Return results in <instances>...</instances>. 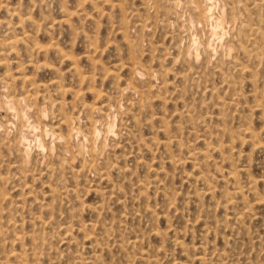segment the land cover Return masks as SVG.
<instances>
[{"label":"rangeland","instance_id":"374dc122","mask_svg":"<svg viewBox=\"0 0 264 264\" xmlns=\"http://www.w3.org/2000/svg\"><path fill=\"white\" fill-rule=\"evenodd\" d=\"M2 1L3 0H0V7H1L0 8V20H2V22L0 21V30L2 31V32L0 31V37L2 38V39L0 38V42H1L0 43L1 45L0 46L2 47V48L0 47V51L2 52V50H3L4 52H2V53L0 52V58L3 57V55H5V56L7 55V56L6 57L4 56L5 58L3 57V58L0 59V61H2V63H3V59L5 60V63L4 64H1L2 66L0 65V75H1L0 76V82L1 81H3V82L4 81L5 82L8 81L9 84L10 83L15 84L14 85L15 86L14 88L17 89V87H18V89L15 90L16 93L14 92V88L13 87L11 88V91L14 92V95L16 94V96H18V93H20V92H18L19 90H22L24 88H26L25 90H31L32 89V87H31L32 85H28V87L25 85V87H24V84H22L20 82V80L18 79L19 77H17L18 74L20 73L19 76H22V75L30 76L32 80L34 78L33 81L35 83H38V82L41 83V85L39 83L36 84L37 86L35 85L36 86V88H35L36 90H35L34 95H35V98L37 99V101L35 100V102H36L35 103V107L36 108L39 107V109H41V110L43 109L44 110V111L42 110L43 111L42 114L44 116L45 122L48 120L46 122V124H48L49 126H56L57 123H58L57 121L61 120L60 118L58 119L57 117H62L63 118L64 116H68V117H70L72 119L73 125L80 127V129H82V130H83V128H84V130H86L88 128V124L87 123L89 121H92V118L94 116H96L95 117L96 119L93 118V122H94L95 125H97V127L99 129H101V133H100V135L98 137L99 139L95 140L93 142V145L87 142L89 144V146L91 145L90 147L88 146V144L86 142L82 141L80 138L79 139L78 138H72V141L70 140V143L72 142L71 145L69 143L70 149L72 151L69 150V152H73V150H74V152H73L74 153V156H73V153H71L70 154V157L68 155L69 154L68 151L61 152V147H60L61 146V142H59L57 140L54 141V139H52V138L50 139V137H47L48 139H46V137H41V139H40V137H39V139H40L39 141L40 142H43L42 144H45L44 145L45 148L42 147V146H40V148H39L38 144H36L37 141L34 140L32 137H30L29 138V144H31L30 152H32V153H30V155H29V164H28V169H27V172H26L28 174L25 175V176H23V177L22 176L19 177L20 175H22L21 172H20V169H19V164H17V163H19V159H18V157L16 155V152H13L14 151V149L12 148V142L13 141L12 142L9 141V140H12L13 138L15 139V136H16L17 132L15 131L14 128H12V126H11L12 129L10 127H9L10 129H7L8 131H7V136L6 137H7L8 141H9V143H11L10 144L11 147H9V143H8L7 146L6 145H0V146H2V147H0V150H1L0 151V154H1L0 158H2L1 160H3V161L0 160L1 161V163H0V181L1 182L0 183L4 182V183L0 184V187L2 188V189H0V193L4 192L6 194V192H7V194H6L7 198H5L4 200L3 199L0 200V202L3 201V203H0V211H1L0 212V215H1L0 216L1 217L0 220L2 219L1 221L2 222L3 221L5 222V223L4 222L2 223V225L4 224L2 226V229L4 230V228H5L4 226H6V228H7V231H6V228H5V230L3 231L4 233L2 234V237H4V236L5 237L2 239V237L0 236V239L2 240V241L0 240V246H2V247H0V248H2V251H0V263H2L5 260H7L6 258H4V256L6 257L7 254H9V252H11L10 249H12L13 252L16 251V253L17 252L20 253V249L23 248L21 252H23V255H26V256L28 255L27 257L24 256V257H26L25 259H26V262L28 264H41V263L42 264H48L51 261H52L51 264H55V262L57 261L56 259H58V258L59 259L56 262L58 264H79V261H81V264H94L95 262H96L95 264H100V263H102V264H123L124 263L125 264L126 262H127L126 264H128V263L129 264H182L183 262H184V264H203V261H204V263L206 262L205 264H264V202H263L264 201V192H263L264 191V186H262V185H264L263 182H262V181H264V178H263L264 176L262 175V172L264 174V169H263V167H264L263 166L264 165V147H261V144H262V146L264 144V143H262V142H264V129H263L264 128V122H263V120H264V113L262 114V112H264V111H262V110H264V108H261L264 105V87H263V85H264V75H263L264 72H262L263 69H264V59H263L264 58V53H263V51H264V46H263L264 45V40L263 39L261 40L260 37H259L260 35H258V34H254V36H253L252 35V31L249 30V28L252 27V26H253L252 28H257V25L259 23H261V24H259L258 26H261L260 28H262V30H264V25L262 24L264 22L261 21V20L264 21V19H263V17H264V9H262V8H264V5H262V3L264 2V0H254L256 2H254L253 0H229V1L224 0L226 4L223 3L224 2L223 0H213V7L211 9L212 12L210 11L212 13V17H216L218 15V13L221 11L222 7L225 10V14H226L225 17L227 19L226 20L227 22H226V24H224V27L222 26L220 29L219 28H216V27H213L214 26V19L213 18H211L210 20L207 19L206 21H199L201 23H199L198 20L195 21V19L197 18V16L195 15V11H194L195 8L194 7H195V5H197L196 4L197 2L198 3H203V1H201V0H191V1L190 0H186V1L185 0H179L180 1L179 4H181L182 6L180 5V6L177 7V9H176V11L178 13L177 16L171 15L169 13L170 12V9L169 8L167 9L169 11L164 10V8H167V5L166 4H167V1L168 0L165 2V5L164 6H163L164 3H162V2H164L165 0H160V2H158L159 0H123V1L122 0H118V3H117V0H91V2L89 0L88 1L87 0L86 1L85 0H83V1L82 0H80V1L79 0H64V2H63V0L62 1L61 0H59V1L58 0H30V1L29 0H6V1L4 0L3 2ZM74 1L77 4H73V3H75ZM105 1H107V2H105ZM109 1L110 2L112 1L111 2L112 5H111V3H109ZM1 2H2V4H1ZM28 2H30V3H28ZM82 2L85 3V4H83ZM101 2H103V3H101ZM145 2H147V3L149 2L151 4L148 3L147 4L148 6H147V5H145ZM218 2H220V3L218 4ZM231 2H234V3H232V6H231ZM227 3L230 6L227 5ZM256 3L257 4L259 3L258 6H257ZM23 4H24V7H23ZM222 4H224V6ZM8 5L11 6V7H9ZM13 5L14 6L15 5L16 6L18 5V8L16 6L14 7ZM73 5H74V7H73ZM77 5H78V7L80 9L77 7ZM92 5L94 6V8H93ZM96 5H97V8L95 9ZM109 5H110V7H109ZM159 5H161L163 8H161V6H159ZM251 5H253V7ZM37 6H39V7H37ZM82 6H84V7H82ZM124 6H126V7H124ZM235 6H237V8H235ZM6 7L8 9L9 8L10 9L8 10V9H6ZM19 7L21 8L20 11H22V12H20L19 10H17V9H19ZM58 7L60 9H58ZM85 7H86V9H85ZM156 7H158V8L156 9ZM224 7L225 8H229V9L226 10ZM230 7H231V9H230ZM248 7L253 8V11L254 10L255 11L254 12L251 11L252 9L251 8L248 9ZM15 8H16V10H14ZM39 8H40L41 11L39 10ZM44 8L45 9L48 8V9L47 10H44ZM69 8H71V10ZM119 8L120 9L122 8V9L120 10ZM159 8H160V10L158 11ZM240 8H242L243 10H241ZM257 8L258 9L260 8L261 11L257 10ZM93 9H95V10H93ZM59 10H60V12H59ZM83 10H84V12H83ZM103 10H104V12H103ZM127 10H128V12H127ZM161 10H163V11H161ZM190 10H191V12H190ZM229 10H231V11L233 10V12H231ZM244 10L248 11V12H246L247 14H245V11ZM7 11L8 12L10 11L11 15ZM15 11H17L19 15ZM66 11H68V12H66ZM71 11H72V13L75 11L76 14L75 13H73V14L70 13ZM86 11H87V13L85 15H87V17H88V15L90 14L92 17H90V15H89L90 18L89 17L87 18L86 16H84V13ZM105 11H107V12H105ZM111 11H112V13H111ZM118 11H120V12H118ZM81 12H83V13H81ZM100 12H101V14L98 15V13H100ZM126 12L128 14L130 13L131 16H129L128 14H126ZM156 12H158L159 15L157 14V16H156ZM184 12H186L188 14H184ZM242 12H244V13H242ZM257 12H259V14ZM12 13H16V15H14ZM40 13L43 16V18H42L41 15L39 16ZM102 13H103V15H102ZM106 13L107 14L109 13V15H108L109 17L106 15ZM152 13H155V14L153 15ZM180 13L183 14V15H180ZM248 13L250 15L252 14V16H250L251 18L254 17V16H256L257 14L259 15L257 17H259V18H257V17L254 18V19L252 18L251 20H252L253 23L252 22H249L251 20H248L249 19L247 17L248 16ZM253 13L256 14V15H254ZM124 14H126V15H124ZM142 14L144 16H142ZM230 14L236 15V17L234 16L233 19H230L232 21L229 20L230 21L229 22L228 21V18L231 16ZM68 15H70L71 17L70 16L68 17ZM145 15L146 16L148 15L147 16V19L148 18H150V19L145 20L144 19V17L146 18ZM160 15H162V16H160ZM167 15H168V17L170 15V17L169 18H166ZM186 15H187V17H186ZM191 15H193L195 17L194 20H193V16H191ZM245 15H246V18L247 19L245 18ZM25 16L28 17L27 20H26V22L24 20L22 21L23 18L26 19ZM82 16H84V17H82ZM106 16H107V19H106ZM137 16H139L140 18L137 17ZM163 16L166 18V20L169 19V22L170 23L169 22H165L163 20L165 18H162ZM178 16H181L183 18L178 17ZM237 16L240 17V18H238ZM29 17H33L32 18L33 21ZM39 17H41V20H38ZM44 17L45 18L47 17V21H45V22L43 21V20H45ZM189 17H191L190 19H192L194 21L193 22L194 24L192 22H190ZM260 17H261V19H260ZM1 18H3V19H1ZM62 18H65L66 20L65 19H62ZM71 18H72V20H71ZM79 18H81V19H79ZM108 18H109V21H108ZM117 18L120 19V20L118 21ZM244 18L247 20V22H246V20H244ZM52 19L54 21L51 23L50 21H52ZM59 19L60 20L62 19L61 21L62 22L64 21V22L63 23L61 21L59 22ZM238 19L243 20V21H241V20L240 21L242 23H244L246 26H247V24L250 25L249 28L243 29L244 32L241 31L242 28H241V24L239 23V20ZM255 19H257V20L259 19L258 21L256 20L257 21L256 23H258L259 21L260 22L258 24H256L255 23ZM35 20H37V21H35ZM57 20H58L59 23L57 22ZM70 20H71L72 23L70 22ZM144 20L147 21V22H145ZM9 21H10V24L12 26L11 28H10V24H8ZM28 21L31 24L27 23ZM136 21H138V22H136ZM142 21L146 25H143V22ZM150 21L152 22V24H150ZM176 21H178L179 23L175 24L176 26H173L174 25L173 23H176ZM184 21H186L185 22L186 25L183 24ZM236 21H237V24L235 23ZM6 22H8V23H6ZM12 22H14L13 25H12ZM17 22L21 23L23 25L21 27H23L24 29L19 26V23H18V26H17ZM95 22H96V24H95ZM120 22L122 24H120ZM139 22H140V24H139ZM171 22H173V23H171ZM15 23H16L15 26H17L18 28H15L14 27V24ZM57 23H58V26L60 24L62 26L60 25L58 27L57 26ZM228 23L229 24L231 23V24L229 25ZM250 23H252V24H250ZM26 24H28V25H26ZM118 24H120V25H118ZM156 24H158V26H156ZM167 24H168V26H165L166 30L164 31V25H167ZM179 24L181 25V27H180ZM201 24H202V26H201ZM32 25H33V27H32ZM39 25L42 26V27L40 28ZM51 25H52V28H51ZM68 25L70 26L71 29L68 28ZM72 25H73V27H72ZM75 25H76V27H75ZM78 25H79V27H78ZM122 25H124V26H122ZM126 25H127L128 28L126 27ZM142 25L144 26L143 28H145V29L141 28ZM152 25H153V27H152ZM183 25H185V26H183ZM2 26L3 27L5 26L4 27L5 29L7 28L6 30H4L6 32V33L4 32L6 35H4V33H3V29L4 28ZM145 26L148 27V28H146ZM197 26H199V27H197ZM234 26L236 28H234ZM1 27H2V29H1ZM30 27L32 29H30ZM34 27H36V28H34ZM98 27L100 28V30L98 29ZM14 28H15V30H14ZM43 28L46 29L45 31H47V34H46L45 31H43L44 30ZM74 28L79 29V30H82L83 35H81L79 33L81 31L78 30V34L80 36L77 34L78 37H75V36H77V35H75L77 33V31ZM117 28L118 29H121V31H119ZM125 28H126V30H124ZM179 28H183V29H179ZM21 29H23V30H21ZM96 29H97V32H96ZM116 29H117V31H115ZM134 29H137V30L133 31ZM191 29L194 31V33L191 32ZM7 30H8V32L10 30V32L8 33ZM29 30H31V31H29ZM67 30L69 32H71L72 34H70ZM74 30H75V32H74ZM129 30H130V32H128ZM170 30L172 31V33H170L171 32ZM180 30H183V32L180 31ZM205 30H207V31H205ZM236 30L239 31V32H242L241 35L243 33H245V34L242 35V36H244L243 38H244L245 42L243 40H239V39H243V38H242V36H239L238 35L239 32L236 33L237 32ZM12 31H13V34H11ZM21 31H23V32L20 33ZM131 31H132L133 34H135V32L138 31L137 32V35L140 34L138 36L139 38L137 36L133 35L131 33ZM223 31H225V32H223ZM228 31H230V32H228ZM28 32L30 34H28ZM177 32L178 33L181 32V33L178 34ZM219 32L222 33V34H220ZM84 33L86 35H88V36H86ZM121 33H122V36L120 35ZM141 33H143L145 36L143 34H141ZM227 33H229V34H227ZM233 33H235V35ZM246 33H250V34L247 35ZM16 34L19 35V36H17ZM125 34H128V35L125 36ZM189 34L191 35V37H190ZM29 35H31V37ZM177 35H180V36H177ZM5 36L6 37L8 36V37L5 38ZM11 36L12 37L15 36V38H16V39H14V41H12L13 44L10 42L11 40H13V38ZM21 36L23 37L22 39H21ZM26 36H29L31 39L28 38V37H26ZM84 36H85V39L88 40V41L94 40V41H91V42H93V44L91 43V45H90V42L85 41V39H83ZM123 36H125V38H123ZM131 36H134V37H131ZM207 36H210V37L208 38ZM51 37L53 38V40H51ZM140 37L142 38L143 41L142 40H139ZM175 37H177V38H175ZM246 37H250V38H254V39L253 40L251 39L252 40L251 41L250 38L247 39ZM18 38L21 39V41ZM88 38L89 39L91 38V39L89 40ZM135 38H137V39H135ZM173 38H175V39H173ZM180 38H181L182 41L180 40ZM190 38L192 40H190ZM245 38L247 39L248 42L246 41ZM256 38L259 40V42L257 41ZM6 39H7V42H6ZM132 39L134 41L137 40L136 42H138V41H140V42H138V44H137ZM186 39H188V40H186ZM202 39L205 42L202 41ZM23 40H25V41H23ZM27 40H29L28 43L26 42ZM123 40H125V42ZM177 40H180V41H177ZM189 40H190V42H189ZM193 40H197V41H193ZM82 41H84V42H82ZM108 41H110V42H108ZM172 41H174V42H172ZM175 41H177V42H175ZM226 41H227V44H226ZM237 41L239 42V44H238ZM241 41H243V42H241ZM9 42L11 43L12 46L10 45ZM17 42H19V43H17ZM24 42H25L24 47H22L23 44H21V43H24ZM53 42L54 43L56 42L58 44L56 46L61 51H59L56 48H55L56 49L55 50L53 48V46L56 44V43L53 44ZM132 42L134 44H131ZM148 42H150V43L148 44ZM181 42H183V44ZM199 42H200V44H199ZM31 43H34V45L31 44ZM35 43H36V45H37V43H40L39 44L40 46L43 44V47H45V45H46L45 50H44V48L42 46H41L42 48L41 47L39 48V45L38 46H35ZM46 43H48V44H46ZM49 43L51 45H49ZM163 43H165V44H163ZM175 43H176L177 46L175 45ZM186 43H188V44L191 43V55H190V57H188L186 55V51H184V50H187L188 44H186ZM195 43H196V45H195ZM203 43H208L209 44V47L211 49L210 50L211 51L210 52L211 55H209L208 53H206V55H208V57L206 56V58H205L206 61H204V58H203V57H205V53L202 52V49H201V46H203ZM230 43L234 44L235 46L234 45L232 46ZM242 43H245V44H242ZM248 43H249V45H248ZM253 43L255 45H253ZM27 44H28V46H27ZM156 44L157 45L160 44L159 45L160 47H158V46L153 47ZM184 44H185L186 47L184 46ZM224 44L227 45V46L224 47ZM240 44H241V46H244L245 48L244 47L243 48H240L241 46L238 47V45H240ZM13 45H14V48H16V49L13 48ZM16 45H17V47H16ZM25 45L27 46V50L29 52H27ZM29 45H30V47H29ZM47 45H48V47H47ZM84 45L85 46L87 45L86 48H85ZM171 45H173V47ZM174 45H175L176 48H174ZM56 46H54V47H56ZM94 46H95V49H94ZM133 46H136L137 48L140 47V48H138V51H137V48L136 47H133ZM165 46H166V48H163ZM255 46H256V48H255ZM259 46H260L261 49L263 48L262 49L263 51L262 50H258V49H260ZM7 47L10 50H11V48H13L12 50L13 51L15 50L13 52L14 54L12 53V50L10 51ZM33 47L35 48L34 52H33ZM50 47L52 48V51L54 50V53H51L52 51H51V48ZM183 47L186 48V49H184ZM250 47H253L254 49L252 50ZM69 48L71 50V52H70V50L68 51L71 54V56L69 55L70 58H69L68 55H66L67 50ZM84 48L87 51H85ZM152 48L153 49L155 48V49L152 50ZM194 48H197V50H195ZM246 48H248V49L251 50L250 51V50L247 49L249 51V54H247V52H245V51H247ZM38 49H40V50H38ZM72 49H73V51H72ZM127 49H129V50H127ZM134 49H136L135 50L136 52L134 51ZM166 49L169 50V53H167L168 51H166ZM180 49H182L181 52H180ZM232 49L235 50V52ZM239 49H242V51H244V52L240 51ZM255 49H257L258 51L255 50ZM8 50L10 52H8ZM22 50H24L25 52L22 51ZM62 50H64V51H62ZM89 50H91V51H89ZM92 50H94V51H92ZM100 50L102 52H100ZM140 50H143L144 52H141ZM160 50L161 51L164 50V51L161 52ZM194 50L197 51V52L199 51L196 58H195ZM213 50H214V52L215 51L217 52V50H218L219 51L218 54L216 52L214 53ZM56 51H58L59 54ZM117 51L119 53H117ZM152 51H153V53H152ZM220 51H222V53H220ZM224 51H226V53ZM252 51H254L255 54ZM260 51H261L262 54L261 53L260 54L257 53V52H260ZM32 52H33V54H32ZM44 52H45V54H43ZM55 52L57 53V55H54ZM85 52H88L92 56H89V54H87ZM92 52H94V53H92ZM120 52L123 55H121ZM177 52H180V53H177ZM7 53L11 55V58H10V56ZM27 53H29V56H28ZM62 53H65V54H62ZM82 53L83 54L85 53L90 59L86 58L87 57L86 55H83L84 56L83 57L82 56ZM97 53H99V54H97ZM116 53L118 55H120V58H119V56ZM127 53H129V54H127ZM132 53H133V56H132ZM181 53L183 54L184 57L182 56ZM95 54H97V55H95ZM166 54L167 55H170V56L172 54H174V55H172V58H176V59H172L173 60L172 61L171 60V57L165 56ZM175 54H177L178 56L176 55V57H175ZM230 54L232 56L229 57ZM233 54H236L235 55L236 57H234ZM256 54L258 55V57H256V59L259 60V56L262 57V58L260 57V60L263 59V61H261L262 63L261 62H258V60H256V59H255L256 61L254 59H253V61L251 60L252 58H255V55ZM17 55H19V56H17ZM30 55L32 57H30ZM41 55H44L45 58L43 56L41 57ZM61 55L63 57L64 56H67L68 59H69V61L66 59L67 57L66 58L64 57L65 58L64 59ZM140 55H142V56H140ZM241 55H243V57H248V56L251 57V55H252L251 59H248V58L245 59V61L247 60L246 62H249V63L244 62L245 64L243 63L241 65L240 63H242V61H244V58H242ZM33 56H36V57L39 56V57L38 58H36V57L34 58ZM54 56H56L58 59L60 58L61 60H57V59L55 60L56 57H54ZM78 56H79L80 59L78 58ZM153 56H156V57L154 58ZM163 56H165L166 58L163 57ZM192 56H193V58H192ZM238 56H241V57L239 58ZM14 57H15V59H14ZM22 57H25V58L22 59V62L23 63L20 62V60H21ZM71 57H73L74 61L77 58V61H75V62H78L79 64L78 63H74V61H72L73 59ZM141 57H142V59H141ZM181 57H183L184 59L181 58ZM213 57H215V58H213ZM231 57L234 58V59H232ZM16 58H17V61H16ZM26 58L27 59L30 58V59L27 60ZM31 58H32V60H31ZM157 58L159 59V61H156V60H158ZM207 58H209V59H207ZM12 59H13V61H11ZM48 59L50 60V62H49ZM94 59H96V62H95ZM150 59H152L153 61H151ZM215 59H216V61H215ZM14 60L16 62H18V63H15ZM62 60H64V61H62ZM89 60H91V61H89ZM139 60L142 61V64L143 65L141 64V62ZM180 60L182 62L184 61V63L185 64L187 63V64L184 66V63H183V65H182L180 63L181 62ZM209 60H211L212 62L209 61ZM224 60L226 62L225 65H224ZM231 60H233V61H231ZM234 60H235V62H234ZM29 61H30V64L31 65L28 64ZM59 61H61V64H60ZM133 61L139 62L138 64L141 67L144 66L142 68H145V70L153 73V76L150 79H147V77L145 79V76H143L144 78L143 77L141 78L143 81L144 80L146 81L144 83H143V81L141 79H136L138 82L139 81H140V83L142 82L141 84H143V85L146 84V85H144L146 88H144L143 85H141L143 87H140V85H139L140 83L136 82L135 77L131 73V71L133 70ZM207 61H208V63H207ZM36 62H38V63H36ZM51 62H52V64H51ZM91 62H92V64H91ZM160 62H162L163 64L160 63ZM188 62H189V64L191 63L192 65L191 64L190 65L193 67L192 68L190 66V70H192V69L193 70L194 69H199V70H196L197 71L196 73L199 74V76L197 74H195V71L194 72H193V70L192 71H189V68H186V66L189 65ZM203 62H204V64H203ZM214 62H218L216 64H218L217 66H219V67H216ZM238 62H239V65L237 64ZM6 63H7V65H6ZM20 63H21V65H20ZM33 63L35 64V66L37 64H40L39 67H38L40 70H37L38 68L37 69L36 68H33V66H34ZM57 63H59V64H57ZM71 63L74 64V67L76 66V68H77V70L79 72L81 70V72H80L81 74L78 71H75L74 74H73L74 75V77H73L72 72L74 71V69H73L74 67H71L72 66ZM116 63H118V65ZM145 63H147L148 66ZM151 63H153V64H151ZM15 64H17V66ZM47 64H50V65L48 66ZM54 64H55V66H54ZM75 64H77L78 67ZM121 64L124 65V66H122ZM130 64L132 65V68H130V70L132 69L131 71L128 70L129 67H130ZM229 64L231 65V67H230ZM234 64H237V65H234ZM248 64H250V65H248ZM259 64H261V65H259ZM43 65H44V68H43ZM46 65H47V67H46ZM51 65L54 66V67L57 66V68L59 69V72H58V69H56V68H55L56 70H54V67H52ZM60 65H62V66H60ZM69 65H70V67H68ZM112 65H113V67H114V65H116V69H115V67L113 68ZM203 65H206V66H203ZM210 65H212V66H210ZM226 65H227L228 68L230 67L231 69L230 68H229V70L226 69L228 71L223 70L224 72H221V73H218L217 72L219 69H221L223 67L225 68ZM150 66L152 68H150ZM158 66H159V68L157 69L158 70V75H160L161 77L156 75L157 74L156 73L157 71H155V72L153 71V70H156V67H158ZM182 66H184V67L181 68ZM241 66H243V67L244 66H247V67H245L247 70L241 69V68H243ZM255 66H256V68H255ZM127 67H128V69H127ZM187 67H189V66H187ZM233 67H235V69ZM238 67H240V68H238ZM52 68H53L54 71L52 70V72H51V70H49V69H52ZM67 68L69 70H67ZM70 68L73 69V70H71ZM166 68L168 70L170 69L171 71L169 70V72H166V71H168V70H166ZM185 68L188 69V70H186ZM214 68H216V69H214ZM248 68H250V69H248ZM159 69H160L161 72L159 71ZM180 69H183V70H180ZM184 69H185L186 72L184 71ZM233 69L236 70V73L237 74L235 72H233ZM238 69H241V70H238ZM32 70H35V71L33 72ZM108 70H110L109 71L110 73L108 72ZM210 70H212V71H210ZM215 70H217V71H215ZM249 70L251 72L248 73ZM255 70H256V73H257L258 76H255V74H256V73H254ZM83 71L88 72V73H86L84 75L85 72H83ZM111 71H113V72L111 73ZM177 71H179V73ZM36 72H38V73H36ZM53 72H54L55 75L54 76H51V75H53ZM76 72H77V74H80V75L79 76L78 75H75ZM159 72L161 74H159ZM182 72L185 73V74H183ZM190 72H191V74H190ZM2 73L4 75H2ZM6 73L9 74V75L8 76H5V75H7ZM58 73H60V76H63V78L60 77V76H57L56 74H58ZM89 73H90L89 76L91 78L88 77V75H87ZM166 73L168 74V76H167ZM193 73H194L195 77H197V78L194 77ZM222 73H224V74L222 75ZM230 73L233 76L230 75ZM238 73H240V75ZM189 74L192 75V76H188ZM247 74H249V75H247ZM14 75H16V76H14ZM82 75H84V79H83V76ZM164 75H166V76H164ZM228 75L231 76V77H233V78H230ZM238 75H239V77H238ZM262 75H263V77H262ZM80 76L82 77V80H79V78H81ZM186 76H187V78H186V80H184V78ZM221 76H223V77H221ZM242 76H244V79L245 80H241V77ZM1 77L2 78H5V80L4 79L2 80ZM6 77H7V80H6ZM12 77L13 78H16L17 77L16 79L19 80V81H16V79H15V83H14L12 80H9ZM115 77H117L119 80H117V78H115ZM133 77H134V79H132ZM166 77H168V78L166 79ZM178 77H180V78H178ZM188 77H191V78L188 79ZM225 77H226V79H225ZM261 77L263 78L262 80H261ZM92 78H93V80H92ZM155 78H156V80H155ZM60 79H61V81H60V83H58L57 81H59ZM76 79H78L79 81L78 80L76 81ZM258 79H260V82H259ZM51 80H52V82H51ZM55 80H56V82H55ZM84 80H85V82H84ZM133 80H134V82L136 84L133 82ZM148 80H149L150 83H153V84H150L149 82H147ZM160 80H164L165 83L167 84L166 86H170V87H166L165 90H167V91H165L164 89H160L159 88L161 86L160 84L162 82H164V81L161 82ZM188 80H190V81H188ZM192 80H194V81H192ZM224 80H226V81H224ZM80 81H81V83H80ZM124 81H126V82H124ZM158 81H159V83H158L159 85L156 84ZM243 81H245V83ZM247 81H249V83ZM49 82H51V83H49ZM78 82H79V85L77 84ZM127 82L128 83L130 82V83L128 84ZM225 82H229V83L228 84H225ZM124 83H127V84H124ZM254 83H256V84H254ZM50 84H51V86H50ZM55 84H57V86ZM119 84H120V87H119ZM123 84H124V86H126V88L123 86ZM137 84H138V86H137ZM168 84H170V85H168ZM232 84L234 85L233 88H236V89H234V90L233 89H230V88H232L231 87ZM21 85H23V86L21 87ZM88 85H89V87H88ZM130 85L133 86V87H136L135 88V90H136L135 92L132 91L129 88ZM153 85L155 87L157 85L158 88L157 87L156 88L159 89V90L153 89V87H154ZM251 85L253 87H251ZM255 85L257 87H255ZM54 86H55L56 89L54 88ZM58 86H60V87H58ZM122 86L124 88H122ZM148 87H150V90H147ZM210 87L211 88L214 87L215 89H210L209 91H207ZM217 87H219V88H217ZM227 87H229V88H227ZM44 88H46V90ZM63 88H65L66 90L63 89ZM114 88H116L117 91L118 90L121 91V93L119 94V92L115 91ZM142 88L143 89H146V92H144L145 90L143 91ZM204 88L205 89L207 88V90L205 91ZM256 88H259V89L255 90ZM41 89H44L45 92L46 91H49V92L45 93ZM53 89H55L56 91L53 90ZM60 89H61V92H63V94L60 93V91H59ZM238 89L241 90V91H239ZM140 90H141V93H140ZM151 90H153V91H151ZM213 90H215V91H213ZM36 91H38V92H36ZM127 91H130L129 92V95L126 94V93H128ZM194 91H196V92H194ZM230 91H232V92L230 93ZM234 91L236 93H234ZM255 91H256V93H255ZM22 92H23V90L21 91V93ZM39 92L42 95L44 94L43 97H42V95ZM157 92H159V93L161 92V94H162V92H164V94H162V95L160 94V97H163L162 100H160L159 93H157ZM239 92H242L243 94L241 93L242 94V97H239V96H238L239 98L237 97L238 100H239L238 101L237 98L235 97V95H240L241 96V94ZM259 92H260V96L259 95H256ZM53 93H56V94H53ZM94 93H97L98 95H96ZM136 93H137V95H136ZM138 93L140 95H138ZM147 93H148V95H147ZM250 93H252V94H250ZM46 94H48L49 97ZM122 94H124V96ZM248 94H250V95H248ZM38 95H40L41 97L38 96ZM116 95H117V98L115 97ZM177 95H178V97H177ZM210 95H212V96H210ZM244 96H246V98ZM251 96L254 97V99L257 96L256 97L257 99L254 100ZM107 97H108V100H107ZM118 97H119V100H118ZM149 97H152V99H150ZM43 98H45V100ZM219 98H221L220 99L221 102H219ZM230 98H231L232 101H229ZM47 99L49 100V102L47 101ZM140 99H142V100H140ZM234 99H236V100H234ZM244 99H245V103L246 104L244 103ZM246 99H248V100L246 101ZM147 100L150 101L149 104L151 103V106H149V108L147 107L148 106V103H147L148 101ZM201 100H202V102H201ZM217 100H218V102H217ZM222 100H224V101H222ZM59 101H61V102L63 101L64 106H63V103L61 104V102H59ZM113 101H115V103ZM212 101L217 106H212V104H211ZM234 101L237 104H235ZM254 101H256V105H254L255 104ZM40 102H42V104ZM47 102H48V104H47ZM55 102H58L57 103L58 105ZM136 102H137V104L134 105V103H136ZM231 102H233L234 104L233 103L231 104ZM248 102L251 103V104H249ZM54 103H55V105H54ZM105 103H108V104H111L112 105V107H111L112 109L111 110L114 112L113 113V119H112L113 120V130H114V132H109V133L104 132L102 130L103 129L102 124H101L102 122L99 120L100 114H97L98 112L97 113L94 112V111L92 112V111H90L88 109L89 106H92V104H95L96 107H100V106H102ZM130 103H131V107L129 106ZM139 103H141V105ZM214 103H213V105H215ZM218 103H219V105H218ZM239 103H240V105H239ZM259 103L262 104V106ZM59 104H61L62 107H64V108L62 109V107ZM82 104H84V106L86 105V107L87 106L88 107L87 108L86 107L84 108V106H82ZM116 104L118 105V107H117ZM143 104H145V105H143ZM200 104H201V106H200ZM222 104H223V106H222ZM227 104H229V106H231V107H229ZM233 105H236L235 110H234V108H232V107H234ZM51 106H52V109H51ZM57 106H58V108H57ZM59 106L61 107V110H60V107ZM73 106H74V108H73L74 110L72 109ZM114 106H115V108L117 107L116 108L117 110L114 108ZM251 106H253V107L256 106V108L254 107V110L255 111H253L251 109ZM80 107H81L82 110L80 109ZM216 107L218 109H216ZM245 107H248V108H245ZM124 108L128 112L126 110H124ZM187 108H189V109H187ZM190 108H192V109H190ZM227 108L229 110H227ZM29 109L31 111L32 108H29ZM67 109H68V111H70V112L73 111V112L71 114H70V112L67 113L68 112ZM86 109H87V111H84ZM139 109H142V110L139 111ZM184 109L186 110V112L184 111ZM223 109L225 111H223ZM48 110H49L50 113L48 112ZM59 110L62 113H60ZM135 110L136 111H139V113H141L142 111L144 113L139 114ZM150 110H151V113H150ZM190 110H193L195 112L190 111ZM217 110H220L222 113H220ZM251 110L254 113L251 112ZM32 111H33V109H32ZM55 111H57L58 114H56L57 112H55ZM82 111H84L85 112V115L88 116L87 119L89 121L86 119L87 116H85L84 115V112L82 113ZM115 111L119 113V114L116 113V115H118L116 117H115ZM232 111H233V113H232ZM123 112L125 114H122ZM191 112H193V114H191ZM230 112H231V114H230ZM234 112H235V114H234ZM248 112H251L253 115L252 114H249ZM260 112H261L262 115L260 114ZM1 113L2 112L0 111V116H3L4 114H1ZM47 113H49L50 115H52V117L49 114H48L49 116H47L46 115ZM74 113L76 115L78 113V115L76 116V115H74ZM134 113H137L138 115L137 114H134ZM148 113H150L152 115H150ZM170 113L173 114V115H171ZM228 113L231 116L228 115ZM239 113H241V115H239V116L236 115V114H239ZM61 114H63V116H61ZM64 114H67V115H64ZM89 114L90 115L92 114V115L89 117ZM132 114H134V115H132ZM146 114H148V115H146ZM199 114L201 115V117L200 116H197L196 117V115H199ZM233 114H234V117H233ZM70 115H72L74 118H72ZM145 115H146V117H145ZM192 115L194 117H192ZM227 115L230 116V119H229V117ZM246 115H249L251 118H248L249 116L247 117ZM259 115H261V116H259ZM133 116H134V118H133ZM157 116L159 117L158 119H156ZM203 116H204V118H202ZM221 116H224V117H221ZM245 116H246V118H244ZM54 117H55V119H54ZM97 117H98V119H97ZM189 117L190 118L192 117V119H189ZM198 117L202 118L205 121L202 120L203 123H200L202 121H200L201 119L198 120ZM3 118L4 117H0V119H3ZM48 118L49 119L52 118V119H50L52 121V124H51V122H50V120ZM116 118L118 120H120L121 123ZM132 118L134 120H132ZM208 118H210L211 120L208 119ZM196 119L198 121H200V122H197ZM216 119H218V120H216ZM247 119H249V120L251 119V120L250 121L249 120L247 121ZM192 120L195 121L194 122L195 124L196 123L197 124L195 125L194 123H192L193 122ZM223 120H225V121H223ZM227 120H229V121H227ZM97 121H98V123H97ZM115 121L118 122L120 125H118V123H116ZM162 121L165 122V123H163ZM245 121H247V122H245ZM79 122H81V123L79 124ZM251 122H253V123H251ZM162 123H163V125H161ZM217 123L219 125H222L223 127L219 126ZM138 124H140V125H138ZM184 124L186 126H183ZM202 124H204V125H202ZM242 124H244V125H242ZM79 125H81V126H79ZM246 125L249 126L248 128L251 129V131H253V133L255 135V138H257V139L259 138L258 140L261 139V141H262V142L261 141H259V142L258 141L257 142H253V141H255V138H254V139H251V142H253L251 144L254 145V143H255V144H258L259 146L256 145L257 146L256 147L254 145L255 146V148H254V146L252 147L251 144H250V142H248L250 139L247 138V136L245 138H243L245 135H247V134H245V132L244 133L242 132L243 131L242 129H245V126ZM158 127H160V128L158 129ZM205 127H207V128H205ZM215 127H217L216 130H215ZM219 127H221V128H219ZM227 127H231V128H228V131L234 130V131H236V133L235 132L226 133L227 132ZM240 127H242V129ZM1 128H2V126L0 127V131H2ZM224 128H225L226 131L225 130L221 131V129H224ZM177 129H179V130H177ZM196 129H198V130L196 131ZM205 129H207V130H205ZM209 129H211V131H209ZM61 130L59 131V133L64 131L63 129H61ZM167 130H169V131H167ZM159 131H162V132H159ZM207 131H209V133ZM220 131H221V133H220ZM240 131L242 132L241 134H240ZM14 132H15V134H13ZM200 132L203 133V134H201ZM237 132H239V133H237ZM205 133L209 134L210 136L207 135V134H205ZM211 133H213V134H211ZM216 133H217V136H216ZM196 134H198V135H196ZM227 134L229 136H231V137H229ZM12 135H14V136H12ZM213 135L217 139L213 138ZM242 135H244V136L242 137ZM200 136H202L204 138H201ZM151 137H153V138L151 139ZM165 137H167V139ZM172 137H174V138L173 139H170ZM207 137L209 138V140L211 139L210 142L213 141L212 144L209 142V140L206 139L205 140V145H204V143H203L204 141H202L201 139L204 140ZM218 137H221V138L218 139ZM138 138L139 139L140 138L143 139V140L140 139L142 141V143L139 142L140 140ZM226 138H228V139H226ZM229 138H230V140H229ZM232 138L233 139L235 138L236 140H238V142H236L235 139L233 141ZM44 140L48 144L46 142L44 143ZM100 140L103 141V143ZM162 140L166 144L165 143H162L161 142ZM166 140H168V141H166ZM170 140H173V141H170ZM198 140H200V141H198ZM216 140H219V141H216ZM96 142H97V144H96ZM177 142L180 145L176 144ZM221 142H224V143H221ZM231 142H233V143H231ZM240 142H241V144H239ZM160 143L163 144L164 148H165V145H166L167 146L166 147L167 149H164L163 146H162V144H160ZM167 143H169V144H167ZM220 143L223 144L224 146H226V148L223 147V145H221ZM230 143L233 144V146H231ZM259 143H261V144H259ZM85 144H87V146H85ZM227 144H228V147L231 146L232 150L231 149H228V150H231V151H227V153H226V150L228 148L227 147ZM76 145H78L77 148L75 147ZM98 145H100L99 149L97 148ZM192 145H194V146H192ZM207 145H209V146H214V145L215 146L216 145L219 146V145H221L222 146L221 148H223V149L215 150V151H212L211 150V151H208L207 152ZM239 145H241V146L239 147ZM4 146L6 147V149H5ZM191 146L193 148H191ZM198 146H199L200 149L197 148ZM3 147H4V149L2 150L1 148H3ZM7 147L9 148V150H8ZM87 147H88V149H87ZM203 147H204V150L207 152L208 157H210V158H204L202 155L199 156L201 154L200 152H202V150H203L201 148H203ZM29 148H30V146H29ZM75 148L76 149H79L80 148L82 150V154H80V155H79V153L77 154L78 150L75 151L76 150ZM90 148L92 149V151H91ZM100 148H101V150H100ZM190 148L192 150H194V151H192ZM32 149H33V151H32ZM45 149H47L48 152H46ZM234 149H235V152H234ZM241 149H242V151H241ZM36 150H39L38 153H37ZM86 150H87V152H86ZM88 150L90 151V154H89V151ZM93 150H94L95 154L97 152V155L94 156ZM97 150H99V152ZM168 150H170V151H168ZM198 150H199V154H198ZM250 150H252V151H250ZM240 151L243 154L239 153L240 156H238V153L237 152H240ZM7 152H9V153H7ZM43 152L46 155L43 154ZM58 152H59V154H58ZM60 152L62 154H60ZM172 152H173V154H172ZM209 152H210V154H209ZM225 153L228 156H229V154H231V156H230L231 159L227 155H224ZM244 153H245V155H244ZM246 153L247 154L248 153L250 154V155L248 154L250 156V158L248 157V159H246V157H245V156H247ZM39 154H40L41 157L38 156ZM56 154H57V156H55ZM87 154H89L90 156L89 155L87 156ZM6 155H8V156H6ZM47 155L49 156L48 158L46 157ZM190 155L193 156L192 159H190V157H189ZM4 156L5 157H8L9 161H7L8 160L7 158L3 159ZM58 156H60V157L58 158ZM75 156L77 158H79L78 156H80V158L77 159ZM102 156H104V157H102ZM89 157H91V158L93 157V158L91 159ZM95 157H97V158H95ZM178 157H179V159L177 160ZM187 157H189V158H187ZM201 157H203V158H201ZM211 157H213V158H211ZM225 157L227 159H225ZM232 157L234 159H232ZM235 157L236 158L238 157V159H236ZM35 158H36V160H35ZM45 158H47V159H45ZM53 158H56V159H53ZM60 158H62V159H60ZM172 158H174V159H172ZM196 158H200V160L199 159H196ZM48 159H51V160H48ZM58 159H59V161H57ZM76 159L79 160V161L82 159V161L79 162ZM89 159L90 160H93L92 161V164L90 162H88ZM168 159H170V161H168ZM201 159H203V160H201ZM46 160H47V162H46ZM83 160L85 162H83ZM171 160H174L175 161V164L173 163V161L171 162ZM236 160H237L238 163H235ZM68 161H69V163H68ZM189 161H192L193 164L191 162H189ZM201 161L205 162V164H203V162H201ZM214 161H216V162L218 161V162L215 163ZM45 162L48 164V166H47V164ZM96 162H97V164H96ZM169 162H171V164ZM176 162H178V163H176ZM209 162H211V164L213 166ZM219 162H223L224 164H220ZM9 163L12 166H10ZM11 163H13V164H11ZM77 163H78V166H77ZM80 163H85L86 165H87V163H89V165L84 168L83 167V164H82V167H81V164ZM179 163L181 165H179ZM198 163H202L206 167L205 166L203 167L202 165H198ZM66 164L67 165L69 164V166L67 167ZM85 164H84V166H85ZM95 164L97 165L95 167L96 169L93 168V170L91 171V168L94 167ZM196 164L198 166H201L204 169H201V167L199 168L198 166H196ZM229 164H231V165H229ZM232 164H234L235 166L232 165ZM52 165H53V167H52ZM175 165H177V166L175 167ZM214 165L215 166L217 165L216 167H220L221 170L224 169V170L227 171V169H228V172H229L230 169H231L230 171L234 170L233 172L236 173L238 177L235 176L236 174H234V177L232 178L231 176H229L227 174L228 172H226L224 170L222 172L219 168H216ZM33 166L35 167L34 170H33V168H34ZM36 166H37V168H36ZM40 166L42 167V170H41V167ZM71 166L72 167L74 166V169H72V168L70 169ZM242 166H243V170H242ZM29 167H30L31 170L29 169ZM49 167H50V170L51 171L49 170ZM58 167L61 168L62 170L61 169H57ZM62 167L65 168V171L63 170L64 168H62ZM89 167H91V168L88 170ZM98 167H100L101 170L103 169V172L102 173L101 172H98V170H97ZM212 167H215L217 169V171H215V168L212 169ZM78 168H79V170H78ZM100 168H99V171H101ZM238 168H240V169H238ZM245 168H247V170ZM75 169H76V172H75ZM84 169H85V171H84ZM209 169H211V170H209ZM52 170L54 172H52ZM72 170H74V171H72ZM86 170H88V171H86ZM196 170H198V171H196ZM207 170H209L210 172L209 171L207 172ZM212 170H214L215 172L214 171L211 172ZM66 171H67V173H66ZM77 171H78V173H77ZM94 171H96L98 175L95 174L96 172L94 173ZM192 171H193V173L195 175L192 173ZM241 171H244V172H241ZM245 171H248V172H245ZM32 172H33V174L31 175ZM40 172H43L44 174L43 173H40ZM51 172L53 173V175L51 174ZM55 172H56L57 175L55 174ZM62 172H63V175H62ZM71 172H72V174H74V172H75L76 175L78 174L77 175L78 182L75 181V180H77V177H75V175H71ZM60 173L62 175L61 178H60ZM81 173H83V175ZM100 173L103 174V176L101 175L99 177ZM199 173H201L200 174V175H202L201 177H204L205 176V179L202 180L201 178H199L200 176H197ZM207 173H209V174H207ZM210 173H212V174H210ZM216 173H218V174H216ZM221 173L223 175H226L227 174L226 175L227 177L226 176H222L221 177ZM246 173L249 175V178H250V176L252 177L251 180L254 179L253 181L256 180L255 182H258V183H255L254 182L252 184V186L255 188V189L253 188V190H255L253 192L257 196H259L262 200L261 199H256L258 197H256V195L253 192H251V190H249L247 188V187L250 186L249 182L251 180L249 181V180L245 179V178L248 177V175L245 176ZM39 174H41V176ZM213 174H215V175H213ZM239 174H241V175H239ZM5 175H6V177H5ZM49 175H50V177L52 176L51 179H50ZM191 175H193V176L191 177ZM212 175L215 176V178ZM30 176H31V178H30ZM69 176H70V178L71 177H75V178H72L73 181H72V179L68 178ZM194 176H195V178H194ZM1 177H2V179H1ZM17 177H19V178H17ZM196 177H198L199 180H197ZM207 177H208L209 180L210 179L211 180L208 181V179H206ZM219 177H220L221 180H218ZM255 177L258 178V179L260 178V179L258 180ZM6 178H7V180H6ZM21 178H24V179H21ZM59 178L61 179V181H60ZM212 178H214V179L212 180ZM235 178L236 179L238 178L237 183H238L239 186H242V191H244V192H242L243 193V196H241L242 199L239 196L240 194L239 195L238 194H235L236 196H233L234 195V192H235V184L233 186H231V185L234 183V179ZM262 178H263V180H262ZM30 179L33 180L34 182L33 181H30ZM53 179H55V180H53ZM64 179H66L65 180V183H64ZM194 179L196 181H194ZM215 179H217L216 180L217 182H215ZM236 179H235V181H236ZM18 180H20V182H18ZM24 180H25V183H24ZM243 180H244V182H243ZM206 181H207V183H209V184L206 185L207 187L204 184H202V183H206ZM245 181H246V183H248L247 185L245 184ZM16 182H18L19 184L16 183ZM31 182H33L34 184L31 183ZM58 182L59 183L62 182V184L64 183V185H61V183H60V186L61 187H64V188H62V190H60L61 187L59 186V183ZM76 182H77L78 185L76 184ZM212 182H215V183H212ZM226 182H227V184H226ZM229 182H230V184H229ZM241 182H243L244 186H243V184ZM26 183L28 184V187H26ZM43 183H46V184L44 185ZM49 183H51L52 185L49 184ZM54 183H56L55 185H57V183H58V185H57L58 187L57 188L54 185ZM74 183H75V185H74ZM211 183L214 184V185H212ZM21 184H22V186H21ZM30 184H32V185H30ZM67 184H69V185H67ZM210 184L213 186L212 187L213 190L211 189L213 193L211 192V190H209V191L206 190V189H209V186L211 187ZM255 184H257V185H255ZM29 185H30V188H29ZM202 185H203L204 188L202 187ZM12 186H15V187L18 186V187H16V189L18 188V190H14L15 188L12 187ZM53 186H55V187L53 188ZM75 186H76V188H75ZM194 186L197 187V188H195V191H193L194 190ZM3 187H5V189ZM11 187H12V189H11ZM216 187H217V189H216ZM19 188H21V189L19 190ZM24 188H25V190H24ZM31 188H33L34 190L31 189ZM48 188H50V190ZM72 188H73V190H72ZM225 188H227L226 189L227 190V193H225L226 192ZM243 188L245 190H243ZM261 188H262V190H261ZM27 189H30V191L32 190L31 191V195H30V191L27 190ZM56 189H58L60 192H58V190L56 191ZM95 189H97V190H95ZM1 190H3V191H1ZM70 190L71 191H74V192L73 193L72 192H69ZM198 190L199 191L201 190V192L203 194H204V192H206V191L207 192L204 195H200L202 193H200ZM8 191L9 192L12 191V192L9 193ZM167 191H170V192H167ZM219 191H221V192H219ZM258 191H259V193L257 194ZM261 191H262V193H261ZM61 192H63L64 194L61 193ZM192 192H194V193H192ZM198 192H199V195H196V194H198ZM209 192H210V194H207ZM69 193H70V195H68ZM74 193H75V195H74ZM18 194L20 196H22V195L23 196L22 197H18L19 196ZM54 194H56V195H54ZM101 194H102V196H101ZM8 195H9L10 198H8ZM98 195H100V196H98ZM27 196H29V197H27ZM44 196H46V197H44ZM73 196H75L77 199L75 197H73ZM196 196H198V197H196ZM228 196H231V197H228ZM16 197L18 199L16 200V202H14L15 199H16ZM35 197H37V198H35ZM42 197H44V198H42ZM234 197H236V198H234ZM34 198L36 200H33ZM8 199H10V200L9 201H6ZM22 199L25 202V203L23 202L24 204L22 203ZM39 199H41V201ZM78 199H80L79 201H81V204L79 203V201H77ZM226 199H231V200L233 199V201L235 200L237 202L234 204L233 201L232 202L230 201L231 204H229V203H227L229 200L226 202L225 201ZM257 200H258V203H257ZM259 200L262 201L261 204H260ZM37 201L38 202L40 201V202L38 203ZM42 201L44 203H46V202L47 203L44 204ZM252 201H253V203H252ZM8 202H10L11 206H10V204ZM60 202H61V204H60ZM96 202H98V203H96ZM243 202H249L250 203L249 207L247 208V206H248L249 203L247 204V203H243ZM4 203H7V204H4ZM49 203H50V206L47 207L49 205ZM100 203H101V205H99ZM13 204H15V206H14L15 208L19 204H20L19 206L20 207L22 206V207L21 208L18 207V208L15 209L13 207ZM28 204L29 205L30 204L31 205L33 204V205L32 206L30 205L29 207H27ZM88 204H91L92 206L89 205L90 206L89 207V206H87ZM244 204H246V205L244 206ZM4 205H6L8 208H9V206L12 207V209H14L13 212L14 211H16V212L13 213L10 210L11 208H9V211L6 210L8 208L6 206L4 207ZM85 205L88 208H90V209L86 208ZM24 206H25V208H24ZM43 206H44V208H43ZM94 206H95V209H96L97 212L92 211V209L94 208ZM39 207L40 208L42 207L41 210H39ZM57 207H58V209H57ZM245 207L247 208L248 212H247V210H246ZM26 208H28V209H26ZM50 208L53 209V210H51ZM241 208H243V210ZM17 209H19V210L17 211ZM22 209H23V211H22ZM45 209H46V211H45ZM76 209H77V211H76ZM38 210H39V212H38ZM49 210H51V211H49ZM69 210H71L72 213H69L70 212ZM24 211L25 212L27 211L26 213H28V211H30V213L26 214ZM6 212H8V213H6ZM36 212H38V213H36ZM79 212H80V214H78ZM237 212H238V214H237ZM239 212H241V213H239ZM4 213H6V214H4ZM68 213L70 214L71 217L69 216ZM100 213H101V215H100ZM2 214H4V215H2ZM9 214L12 215V216H10ZM20 214L21 215L22 214L23 215L26 214V216H23V219H22V218H20V217H22V216H20ZM50 214H51V216H50ZM95 214H96V217L97 218L95 217ZM236 214L238 216L240 214L239 218L237 217ZM6 215H7V217H6ZM27 215H29V216H27ZM30 215L31 216H34V220H33L32 217H30ZM80 215H81V218H80ZM97 215H99V218H98ZM48 216H50V217H48ZM235 216L238 219H236ZM2 217H6V218H2ZM12 217H14V218H12ZM25 217L28 220H26ZM37 217L39 218L38 221H37V219H38ZM253 217H255V218H253ZM8 218H9V220H12V221H10L11 224H8L6 222V221H8V220H6ZM75 218H79V219L76 220ZM15 219H16V221H15ZM19 219H21V220H19ZM35 219H36V221H35ZM82 219H84V220H82ZM23 220L25 221V223H24ZM91 220L96 221L95 222L96 223V226H95V223H93V221H91ZM98 220H99L100 223L101 222L103 223L104 227H103L102 224H99L98 223ZM22 221H23V223H21ZM70 221H71V223H70ZM82 221H83V224H85V227H82V225H83L82 224ZM88 221L90 222L89 225H88ZM29 222H30V225H32L31 223H33L32 226H34L35 229L32 226L28 225ZM78 222L80 224L77 225ZM64 223H66V224H64ZM34 224H36V226ZM48 224L51 225V226H48ZM70 224H71V229L68 228V227H70L69 226ZM12 225H13V228H12ZM62 225H63V227H62ZM98 225H100V226H98ZM101 225H102V228L103 229L107 226L105 228V230L101 229ZM15 226H16V228H15ZM64 226H66L67 228L64 227ZM88 226H89V228L91 226L92 229H89ZM21 227H23L24 230ZM41 227L42 228L44 227V228L42 229ZM76 227H77V229H76ZM78 227H79L80 230H78ZM29 228H30V230L28 231L27 229H29ZM36 228H37V230L39 229L38 230L39 232L38 231H36V232L34 231V230H36ZM45 228H47L48 230L45 229ZM84 228H85V230H84ZM17 229H19L20 231L17 230ZM21 229L24 232H22ZM49 229H51V230H49ZM67 229L68 230L70 229V230L68 231ZM8 230L11 231V233ZM25 230H26L27 233L29 232L28 234L31 235V237L30 236H27L28 235L27 233L25 234ZM41 230H43V232H45V233H43ZM65 230H67V231H65ZM83 230H84V232H82ZM87 230L88 231L90 230V231L88 232ZM97 230L98 231L100 230V232H97ZM91 231H93V232H91ZM106 231H107V234L108 235L106 234ZM8 232H9V235H8ZM18 232H21L19 234L24 233L26 237L23 234V238H25V239H22L21 243L20 242H15L14 243V241L11 238L13 237V234L14 233H18ZM87 232H88V234L90 236L89 239H88L87 236H85V234H87ZM111 232H112V234H111ZM36 233L37 234L39 233V234L38 235H35ZM33 236H35V238H32ZM37 236H39L40 239ZM135 236H137V237H135ZM162 236H163V239H162ZM27 237H28V239H26ZM73 237H74V239H73ZM93 237L96 238V239H98V240H96V242H98V243L91 242V240H93ZM6 238H7L8 242H7V240H5ZM175 238L178 241L180 240V242H178V245L176 244L177 240ZM36 239H37V241H36ZM45 239H47V241ZM72 239L74 240L73 241L74 243L76 241L75 244H73L71 242ZM84 239H86V240L83 242ZM125 239H127V240H125ZM135 239H136L135 243L133 245H131V247H129L130 246L128 244L129 240L131 242V240L134 241ZM28 240H31L32 242L31 241L28 242ZM22 242H24V244H26V246ZM105 242H106V244H104ZM2 243L5 246L4 248H3ZM68 243H70V244H68ZM100 243H102L101 245L104 246L103 247V250H102V247L100 246L101 247L100 249L102 251H100V249H99ZM181 243L184 244V245H181ZM14 244H16V245H14ZM21 244H22V247H21ZM34 244H38L39 246L38 245H35L36 246L35 247ZM48 244H49V246L51 244L53 247L52 246H50V247L48 246L50 249L47 248V245ZM78 244H79V246H78ZM30 245H31V248H30ZM76 245L78 247H81V248H78ZM123 245L126 246V247H124ZM179 245H181V246H179ZM8 246H10V248H8ZM32 246H34L33 248H35V254L36 255H33L34 249L32 248ZM95 246L97 248H94ZM105 246H106L107 249L105 248ZM51 247L53 249H51ZM89 247L90 248L93 247V250L95 249L94 250L95 253ZM40 248H41V250H39ZM43 248L45 250L44 252H43ZM76 248L78 250H76ZM124 248H126V250ZM5 249H7V252H6ZM36 249L39 250V251L37 252ZM53 250H55L54 252L56 254L57 253H60V256L61 257L58 256L59 254L56 255L53 252ZM24 251L27 252V254H25ZM65 251H67L66 252V255L65 256L64 255H61V254H65ZM39 252H40V254H39ZM77 252L78 253L82 252V253H80L82 256L80 254H78ZM140 252L142 253L143 257H141L142 255L140 254ZM156 252H158V253L156 254ZM28 253H30L32 256L30 254H28ZM41 253H42V256H41ZM92 253H94L96 259H93L92 256H94V255ZM96 253L100 254V258L101 259L100 258L99 259L97 258V256H96L97 254ZM191 253H194V255L196 254L197 256L196 255L193 256ZM1 254H3V257H2ZM198 254H199V256H198ZM77 255H80V256H78L80 258H78ZM146 255L148 257L147 259L145 257ZM202 255H204V256L206 255L205 256V259L203 258L204 256H202ZM36 256H38L39 258L38 257L36 258ZM190 256H191V258H190ZM44 257H48L50 260L53 259L54 257L55 258L53 259L54 261L53 260L50 261L48 258L46 259ZM98 257H99V255H98ZM138 257H141V258L139 259ZM144 257H145V259H144ZM198 257H202L203 261L195 260ZM89 258H90V261H88ZM186 258H188L189 261H186L187 260ZM28 259H31L30 260L31 262L28 261ZM32 259L35 262L36 261L37 262L36 263L35 262L33 263L32 262L33 261ZM62 259H64V261H62ZM154 259L156 260V262H154L155 261ZM39 260H41L42 262H40ZM72 260L74 261V263H72ZM99 260H102V261H99ZM11 261H12V259L8 260L7 264L8 263L9 264H18L14 260L12 262Z\"/></svg>","mask_w":264,"mask_h":264},{"label":"bare ground","instance_id":"6f19581e","mask_svg":"<svg viewBox=\"0 0 264 264\" xmlns=\"http://www.w3.org/2000/svg\"><path fill=\"white\" fill-rule=\"evenodd\" d=\"M3 1H4V0H3ZM3 1H2V2H3ZM5 1H6V0H5ZM29 1H30V0H29ZM58 1H59V0H58ZM61 1H62V0H61ZM79 1H80V0H79ZM82 1H83V0H82ZM85 1H86V0H85ZM85 1H84V2H85ZM87 1H88V0H87ZM89 1L91 2V0H89ZM122 1H123V0H122ZM122 1H121V2H122ZM166 1H167V0H165L164 2H162V3H164L163 6L165 5V2H166ZM185 1H186V0H185ZM190 1H191V0H190ZM201 1H203V3H198V2H197V3H196L197 5H195V7H194V8H195V10H194V11H195V15L197 16V18L195 19V21H196V20H198V22H199V21H206L207 19L210 20L211 18H213V19H214V26H213V27H216V28H219V29H220L222 26L224 27V24H226V22H227L226 20H227V19H226V17H225L226 14H225V10L223 9V7H222L221 11L218 13V15H217L216 17H212V13H211L212 11H211V9H212V7H213V0H201ZM223 1H224V0H223ZM223 1H222V2H223ZM227 1H229V0H227ZM253 1H254V0H253ZM2 2H1V4H2ZM20 2H21V1H20ZM22 2H23V1H22ZM63 2H64V0H63ZM74 2H75V1H74ZM92 2H93V1H92ZM98 2H99V1H98ZM105 2H107V1H105ZM111 2H112V1H111ZM111 2L109 1V3H111ZM158 2H160V0H159ZM245 2H246V1H245ZM254 2H256V1H254ZM262 2H263V1H262ZM5 3H6V2H5ZM28 3H30V2H28ZM82 3H83V2H82ZM85 3H86V2H85ZM85 3H83V4H85ZM101 3H103V2H101ZM113 3H114V2H113ZM117 3H118V0H117ZM124 3H125V2H124ZM148 3H149V2H148ZM148 3L145 2V5H147ZM179 3H180L179 0H168V1H167V4H166V5H167V8H164V10H167V9L169 8V9H170V12H169V13H170L171 15H173V16H177L178 13H177L176 9H177L178 6L181 5V4H179ZM219 3H220V2H218V4H219ZM223 3H225V1H224ZM228 3H229V2H228ZM228 3H227V5H229ZM232 3H234V2H231V6H232ZM248 3H249V2H248ZM252 3H253V2H252ZM3 4H4V3H3ZM6 4H7V3H6ZM61 4H62V3H61ZM61 4H60V5H61ZM68 4H69V3H68ZM73 4H77V3L75 2V3H73ZM91 4H92V3H91ZM122 4H123V3H122ZM122 4H121V5H122ZM149 4H151V3H149ZM160 4H161V3H160ZM225 4H226V3H225ZM256 4H257V3H256ZM258 4H259V3H258ZM258 4H257V6H258ZM19 5H20V4H19ZM40 5H41V4H40ZM57 5H58V4H57ZM71 5H72V4H71ZM102 5H103V4H102ZM111 5H112V3H111ZM118 5H119V4H118ZM154 5H155V4H154ZM190 5H191V4H190ZM193 5H194V4H193ZM222 5L224 6V4H222ZM262 5H264V2L262 3ZM1 6H2V5H1ZM8 6H9V5H8ZM13 6H14V5H13ZM13 6H12V7H13ZM15 6H16V5H15ZM15 6H14V7H15ZM20 6H21V5H20ZM41 6H42V5H41ZM45 6H46V5H45ZM63 6H64V5H63ZM63 6H62V7H63ZM66 6H67V5H66ZM66 6H65V7H66ZM88 6H89V5H88ZM92 6H93V5H92ZM119 6H120V5H119ZM119 6H118V7H119ZM126 6H127V5H126ZM126 6H124V7H126ZM147 6H148V5H147ZM159 6H161V5H159ZM181 6H182V5H181ZM188 6H189V5H188ZM217 6H218V5H217ZM229 6H230V5H229ZM251 6L253 7V5H251ZM259 6H260V5H259ZM2 7H3V6H2ZM9 7H11V6H9ZM16 7L18 8V5H17ZM21 7H22V6H21ZM23 7H24V4H23ZM26 7H27V6H26ZM37 7H39V6H37ZM65 7H64V8H65ZM73 7H74V5H73ZM77 7H78V5H77ZM77 7H76V8H77ZM80 7H81V6H80ZM82 7H84V6H82ZM109 7H110V5H109ZM111 7H112V6H111ZM116 7H117V6H116ZM141 7H142V6H141ZM143 7H144V6H143ZM152 7H153V6H152ZM165 7H166V6H165ZM0 8H1V7H0ZM78 8H79V7H78ZM93 8H94V6H93ZM96 8H97V5H96L95 9H96ZM157 8H158V7H156V9H157ZM161 8H163V7L161 6ZM180 8H181V7H180ZM185 8H186V7H185ZM224 8H225V7H224ZM235 8H237V6H235ZM250 8H251V7H248V9H250ZM6 9H8V8L6 7ZM9 9H10V8H9ZM9 9H8V10H9ZM20 9H21V8L19 7V9H17V10L20 11ZM47 9H48V8H47ZM47 9L44 8V10H47ZM58 9H60V8L58 7ZM69 9L71 10V8H69ZM79 9H80V8H79ZM79 9H78V10H79ZM81 9H82V8H81ZM85 9H86V7H85ZM95 9H93V10H95ZM103 9H104V8H103ZM110 9H111V8H110ZM110 9H109V10H110ZM119 9H120V8H119ZM121 9H122V8H121ZM121 9H120V10H121ZM126 9H127V8H126ZM156 9H155V10H156ZM178 9H179V8H178ZM225 9L227 10V9H229V8H225ZM230 9H231V7H230ZM240 9L243 10L242 8H240ZM251 9H252L251 11H253V8H251ZM262 9H264V8H262ZM1 10H2V9H1ZM14 10H16V8H15ZM39 10H40V8H39ZM39 10H38V11H39ZM44 10H43V11H44ZM73 10H74V9H73ZM155 10H154V11H155ZM159 10H160V8L158 9V11H159ZM246 10H247V9H246ZM246 10H244V11H245V14H247L246 12H248V11H246ZM257 10L261 11L260 8H259V9L257 8ZM3 11H4V10H3ZM3 11H2V12H3ZM40 11H41V10H40ZM49 11H50V10H49ZM68 11H69V10H68ZM68 11H66V12H68ZM76 11H77V10H76ZM80 11H81V10H80ZM114 11H115V10H114ZM161 11H163V10H161ZM167 11H169V10H167ZM167 11H166V12H167ZM180 11H181V10H180ZM183 11H184V10H183ZM210 11H211V12H210ZM229 11H231V10H229ZM236 11H237V10H236ZM236 11H235V12H236ZM254 11H255V10H254ZM254 11H253V12H254ZM5 12H6V11H5ZM5 12H4V13H5ZM7 12H8V11H7ZM13 12H14V11H13ZM15 12H17V11H15ZM20 12H22V11H20ZM30 12H31V11H30ZM47 12H48V11H47ZM59 12H60V10H59ZM61 12H62V11H61ZM77 12H78V11H77ZM83 12H84V10H83ZM83 12H81V13H83ZM89 12H90V11H89ZM89 12H88V13H89ZM95 12H96V11H95ZM97 12H98V11H97ZM103 12H104V10H103ZM105 12H107V11H105ZM118 12H120V11H118ZM127 12H128V10H127ZM127 12H126V14H128ZM131 12H132V11H131ZM135 12H136V11H135ZM152 12H153V11H152ZM190 12H191V10H190ZM190 12H189V13H190ZM231 12H233V10H232ZM8 13L11 15L10 11H9ZM44 13H45V12H44ZM70 13H72V11H71ZM73 13H75V11H74ZM73 13H72V14H73ZM86 13H87V11L84 13V16L87 17V15H85ZM111 13H112V11H111ZM242 13H244V12H242ZM242 13H241V14H242ZM250 13H251V12H250ZM255 13H256V12H255ZM257 13L259 14V12H257ZM5 14H6V13H5ZM12 14L16 15V13H12ZM17 14H18V12H17ZM30 14H31V13H30ZM60 14H61V13H60ZM75 14H76V13H75ZM99 14H101V12L98 13V15H99ZM126 14H124V15H126ZM131 14H132V13H131ZM134 14H135V13H134ZM149 14H150V13H149ZM152 14L154 15L155 13H152ZM157 14H158V12H156V16H157ZM184 14H188V13L184 12ZM253 14H254V13H253ZM258 14H257V15L254 14V15H256V16L253 15L254 17H252V18H253V19L256 18L257 16H259ZM261 14H262V13H261ZM261 14H260V15H261ZM18 15H19V14H18ZM20 15H21V14H20ZM31 15H32V14H31ZM40 15H41V13L39 14V16H40ZM79 15H80V14H79ZM79 15H78V16H79ZM89 15H90V14H89ZM89 15H88V17H89ZM102 15H103V13H102ZM106 15L108 16L109 13H108V14L106 13ZM128 15L131 16L130 13H129ZM158 15H159V14H158ZM165 15H166V14H165ZM180 15H183V14L180 13ZM193 15H194V14H193ZM193 15H191V16H193ZM230 15H231V16L228 18V21H229L230 19H233L234 16L236 17V15H234V14H230ZM32 16H33V15H32ZM41 16H42V15H41ZM45 16H46V15H45ZM69 16H70V15H68V17H69ZM72 16H73V15H72ZM75 16H76V15H75ZM84 16H82V17H84ZM107 16H106V19H107ZM115 16H116V15H115ZM142 16H144V15L142 14ZM145 16H146V15H145ZM147 16H148V15H147ZM147 16H146V18L144 17L145 20L150 19V18L147 19ZM160 16H162V15H160ZM189 16H190V15H189ZM242 16H243V15H242ZM250 16H252V14L250 15V14L248 13V16H247V17L249 18L248 20H251V19H252ZM11 17H12V16H11ZM11 17H10V18H11ZM18 17H19V16H18ZM25 17H26V16H25ZM62 17H63V16H62ZM70 17H71V16H70ZM76 17H77V16H76ZM88 17H87V18H88ZM90 17H92V16L90 15ZM90 17H89V18H90ZM100 17H101V16H100ZM103 17H104V16H103ZM108 17H109V16H108ZM120 17H121V16H120ZM124 17H125V16H124ZM124 17H123V18H124ZM137 17H139V16H137ZM169 17H170V15H169ZM169 17H168V15H167L166 18H169ZM178 17H181V16H178ZM178 17H177V18H178ZM186 17H187V15H186ZM237 17H238V16H237ZM27 18H28V17H26V19L23 18L22 21L24 20V21L26 22ZM29 18L32 19L33 17H29ZM42 18H43V16H42ZM44 18H45V17H44ZM60 18H61V17H60ZM66 18H67V17H66ZM73 18H74V17H73ZM104 18H105V17H104ZM115 18H116V17H115ZM128 18H129V17H128ZM139 18H140V17H139ZM154 18H155V17H154ZM162 18H165V17L163 16ZM166 18L163 19V20H164L165 22H169V19L166 20ZM174 18H175V17H174ZM174 18H173V19H174ZM181 18H183V17H181ZM190 18H191V17H189V19H190ZM194 18H195V17L193 16V20H194ZM238 18H240V17H238ZM245 18H246V15H245ZM245 18H244V20L247 19V18H246V19H245ZM257 18H259V17H257ZM1 19H3V18H1ZM31 19H30V20H31ZM62 19H65V18H62ZM62 19H61V20H62ZM76 19H77V18H76ZM79 19H81V18H79ZM82 19H83V18H82ZM112 19H113V18H112ZM121 19H122V18H121ZM152 19H153V18H152ZM260 19H261V17H260ZM263 19H264V17H263ZM17 20H18V19H17ZM30 20H29V21H30ZM38 20H41V17H39ZM61 20L59 19V22H60ZM65 20H66V19H65ZM67 20H68V19H67ZM71 20H72V18H71ZM71 20H70V22H71ZM117 20L119 21L120 19L117 18ZM145 20H144V21H145ZM153 20H154V19H153ZM176 20H177V19H176ZM193 20L190 19V22L193 23V22H194ZM238 20H239V23L241 24V28H242V30L240 29L241 31H243V29H245V28H249L250 25L247 24V26H246L244 23L241 22V21H243V20H241V19H238ZM238 20H237V21H238ZM240 20H241V21H240ZM256 20H257V19H255V23H256L259 19H258L257 21H256ZM0 21L2 22V20H0ZM3 21H4V20H3ZM29 21H28L27 23L31 24ZM32 21H33V19H32ZM35 21H37V20H35ZM43 21H44V22L47 21V17H46L45 20H43ZM53 21H54V20L52 19V21H50V22L52 23ZM55 21H56V20H55ZM108 21H109V18H108ZM108 21H107V22H108ZM113 21H114V20H113ZM160 21H161V20H160ZM173 21H174V20H173ZM179 21H180V20H179ZM230 21H232V20H230ZM230 21H229V22H230ZM237 21L235 22L236 24H237ZM261 21L264 22L263 20H261ZM4 22H5V21H4ZM4 22H3V23H4ZM19 22H20V21H19ZM19 22H17V26H18V23H19ZM38 22H39V21H38ZM44 22H43V23H44ZM57 22H58V20H57ZM59 22H58V23H59ZM61 22H62V21H61ZM63 22H64V21H63ZM63 22H62V23H63ZM66 22H67V21H66ZM68 22H69V21H68ZM111 22H112V21H111ZM123 22H124V21H123ZM134 22H135V21H134ZM136 22H138V21H136ZM142 22H143V21H142ZM145 22H147V21H145ZM182 22H183V21H182ZM185 22H186V21H184L183 24H185ZM188 22H189V21H188ZM211 22H212V21H211ZM211 22H210V23H211ZM244 22H245V21H244ZM246 22H247V20H246ZM249 22H252V20L249 21ZM259 22H260V21H259ZM259 22H258V23H259ZM6 23H8V22H6ZM13 23H14V22H12V25H13ZM34 23H35V22H34ZM34 23H33V24H34ZM46 23H47V22H46ZM58 23H57V26H58ZM71 23H72V22H71ZM129 23H130V22H129ZM169 23H170V22H169ZM171 23H173V22H171ZM177 23H179V22L176 21V23H173V24H174L173 26H176L175 24H177ZM180 23H181V22H180ZM199 23H201V22H199ZM203 23H204V22H203ZM232 23H233V22H232ZM252 23H253V22H252ZM252 23H250V24H252ZM255 23H254V24H255ZM258 23H256V24H258ZM8 24H10V21H9ZM20 24H21V23H19V26H20V27L23 26L22 24H21V25H20ZM41 24H42V23H41ZM44 24H45V23H44ZM44 24H43V25H44ZM55 24H56V23H55ZM65 24H66V23H65ZM74 24H75V23H74ZM95 24H96V22H95ZM114 24H115V23H114ZM120 24H122V23L120 22ZM120 24H118V25H120ZM139 24H140V22H139ZM150 24H152L151 21H150ZM181 24H182V23H181ZM193 24H194V23H193ZM204 24H205V23H204ZM228 24H229V23H228ZM230 24H231V23H230ZM230 24H229V25H230ZM259 24H261V23H259ZM259 24H258V25H259ZM262 24L264 25V23H262ZM6 25H7V24H6ZM15 25H16V23L14 24V27H15V28H18V27L15 26ZM26 25H28V24H26ZM60 25H61V24H60ZM60 25H59V26H60ZM69 25H70V24H69ZM69 25H68V28H70ZM93 25H94V24H93ZM100 25H101V24H100ZM110 25H111V24H110ZM143 25H146V24L143 22ZM143 25L141 26V28L144 27ZM179 25H180V24H179ZM185 25H186V24H185ZM185 25H183V26H185ZM187 25H188V24H187ZM258 25H257V28H252L253 26L251 25L252 27H250L249 30L252 31V35H253V36H254V34H258V35H260V36H259L260 39H261V40H262V39L264 40V30H262V28H260L261 26H258ZM29 26H30V25H29ZM39 26H40V25H39ZM59 26H58V27H59ZM61 26H62V25H61ZM95 26H96V25H95ZM98 26H99V25H98ZM122 26H124V25H122ZM149 26H150V25H149ZM156 26H158V24H156ZM160 26H161V25H160ZM165 26H168V24H167V25H164V31L166 30ZM201 26H202V24H201ZM210 26H211V25H210ZM232 26H233V25H232ZM2 27H3V26H2ZM2 27H1V29H2ZM4 27H5V26H4ZM4 27H3V28H4ZM7 27H8V26H7ZM11 27H12V26H11V24H10V28H11ZM32 27H33V25H32ZM41 27H42V26H40V28H41ZM72 27H73V25H72ZM75 27H76V25H75ZM78 27H79V25H78ZM99 27H100V26H99ZM99 27H98V29L100 30ZM101 27H102V26H101ZM103 27H104V26H103ZM117 27H118V26H117ZM126 27H127V25H126ZM145 27H146V26H145ZM152 27H153V25H152ZM152 27H151V28H152ZM169 27H170V26H169ZM169 27H168V28H169ZM177 27H178V26H177ZM180 27H181V25H180ZM190 27H191V26H190ZM190 27H189V28H190ZM197 27H199V26H197ZM225 27H226V26H225ZM230 27H231V26H230ZM15 28H14V30H15ZM21 28H23V27H21ZM34 28H36V27H34ZM44 28H45V27H44ZM44 28H43V29H44ZM51 28H52V25H51ZM80 28H81V27H80ZM122 28H123V27H122ZM127 28H128V27H127ZM146 28H148V27H146ZM151 28H150V29H151ZM160 28H161V27H160ZM172 28H173V27H172ZM184 28H185V27H184ZM226 28H227V27H226ZM234 28H236V27L234 26ZM237 28H238V27H237ZM6 29H7V28H6ZM6 29H5V28L3 29V33L5 32L4 30H6ZM8 29H9V28H8ZM23 29H24V28H23ZM23 29H21V30H23ZM30 29H32V28L30 27ZM70 29H71V28H70ZM74 29H76V28H74ZM113 29H114V28H113ZM117 29H118V28H117ZM117 29H116L115 31H117ZM137 29H138V28H137ZM137 29H134L133 31H135V30H137ZM143 29H145V28H143ZM143 29H142V30H143ZM162 29H163V28H162ZM179 29H183V28H179ZM186 29H187V28H186ZM219 29H218V30H219ZM12 30H13V29H12ZM14 30H13V31H14ZM18 30H19V29H18ZM45 30H46V29H44L43 31H45ZM68 30H69V29H68ZM68 30H67V31H68ZM72 30H73V29H72ZM78 30H79V29H76L77 33H76V34L74 33L75 35L78 34ZM118 30L121 31V29H118ZM124 30H126V28H125ZM171 30H172V29H171ZM171 30H170V31H171ZM174 30H175V29H174ZM215 30H216V29H215ZM229 30H230V29H229ZM0 31H1V30H0ZM13 31L11 32V34H13ZM24 31H25V30H24ZM27 31H28V30H27ZM29 31H31V30H29ZM69 31H70V30H69ZM69 31H68V32H69ZM79 31H81V32H79V33H80L81 35H83L82 30H79ZM119 31H118V32H119ZM138 31H139V30H138ZM138 31H137V32H138ZM144 31H145V30H144ZM175 31H176V30H175ZM180 31L183 32V30H180ZM187 31H188V30H187ZM205 31H207V30H205ZM236 31H237V30H236ZM1 32H2V31H1ZM7 32H8V30H7ZM9 32H10V30H9ZM9 32H8V33H9ZM16 32H17V31H16ZM22 32H23V31H21L20 33H22ZM45 32H46V34H47V31H45ZM72 32H73V31H72ZM74 32H75V30H74ZM96 32H97V29H96ZM122 32H123V31H122ZM128 32H130V30H129ZM137 32H135V34H133L132 31H131V33H132L133 35H135V36L138 37L140 34L137 35ZM139 32H140V31H139ZM150 32H151V31H150ZM191 32L194 33V31H193L192 29H191ZM223 32H225V31H223ZM226 32H227V31H226ZM228 32H230V31H228ZM238 32H239V31H237L236 33H238ZM243 32H244V31H243ZM5 33H6V32H5ZM5 33H4V35H6ZM14 33H15V32H14ZM18 33H19V32H18ZM20 33H19V34H20ZM69 33L72 34L71 32H69ZM148 33H149V32H148ZM151 33H152V32H151ZM166 33H167V32H166ZM170 33H172V31H171ZM175 33H176V32H175ZM177 33H178V32H177ZM180 33H181V32H179L178 34H180ZM189 33H190V32H189ZM195 33H196V32H195ZM219 33H220V32H219ZM241 33H242V32H239L238 35H239V36H242L243 34H245V33H243V34L241 35ZM250 33H251V32H250ZM250 33H246V34L248 35V34H250ZM23 34H24V33H23ZM23 34H22V35H23ZM28 34H30V33L28 32ZM28 34H27V35H28ZM84 34H85V33H84ZM112 34H113V33H112ZM141 34H143V33H141ZM184 34H185V33H184ZM184 34H183V35H184ZM187 34H188V33H187ZM196 34H197V33H196ZM220 34H222V33H220ZM227 34H229V33H227ZM233 34L235 35V33H233ZM14 35H15V34H14ZM16 35H17V34H16ZM20 35H21V34H20ZM36 35H37V34H36ZM78 35H79V34H78ZM78 35L75 36V37H78ZM85 35H86V34H85ZM120 35L122 36V33H121ZM127 35H128V34H125V36H127ZM143 35H144V34H143ZM170 35H171V34H170ZM189 35H190V34H189ZM197 35H198V34H197ZM236 35H237V34H236ZM9 36H10V35H9ZM17 36H19V35H17ZM29 36L31 37V35H29ZM29 36H26V37L30 38ZM79 36H80V35H79ZM86 36H88V35H86ZM125 36H123V38H125ZM129 36H130V35H129ZM129 36H128V37H129ZM144 36H145V35H144ZM171 36H172V35H171ZM177 36H180V35H177ZM186 36H187V35H186ZM195 36H196V35H195ZM201 36H202V35H201ZM230 36H231V35H230ZM249 36H250V35H249ZM2 37H3V36H2ZM7 37H8V36H7ZM7 37L5 36V38H7ZM11 37H12V36H11ZM75 37H74V38H75ZM131 37H134V36H131ZM141 37H142V36H141ZM141 37H140L139 40H142ZM181 37H182V36H181ZM183 37H184V36H183ZM190 37H191V35H190ZM199 37H200V36H199ZM207 37L209 38L210 36H207ZM243 37H244V36H242V38H243ZM0 38H1V37H0ZM12 38H13V40L10 39V40H11V41H10L11 43H12V41H14V39H16L15 36L12 37ZM22 38H23V37L21 36V39H22ZM121 38H122V37H121ZM129 38H130V37H129ZM138 38H139V37H138ZM171 38H172V37H171ZM175 38H177V37H175ZM175 38H173V39H175ZM234 38H235V37H234ZM239 38H240V37H239ZM239 38H238V39H239ZM246 38L248 39V38H250V37H246ZM246 38H245V39H246ZM257 38H258V37H257ZM257 38H256V39H257ZM1 39H2V38H1ZM3 39H4V38H3ZM18 39H19V38H18ZM21 39H19V40L21 41ZM30 39H31V38H30ZM83 39H85V36L83 37ZM88 39H89V38H88ZM90 39H91V38H90ZM90 39H89V40H90ZM126 39H127V38H126ZM126 39H125V40H126ZM133 39H134V38H133ZM133 39H132V40H133ZM135 39H137V38H135ZM146 39H147V38H146ZM173 39H172V40H173ZM194 39H195V38H194ZM247 39H246V41H247ZM251 39L253 40L254 38H250V40H251ZM49 40H50V39H49ZM51 40H53L52 37H51ZM125 40H123V41L125 42ZM180 40H181V38H180ZM180 40H177V41H180ZM186 40H188V39H186ZM190 40H192V39L190 38ZM190 40H189V42H190ZM200 40H201V39H200ZM229 40H230V39H229ZM239 40H243V41L245 42L244 38H243V39H239ZM250 40H249V41H250ZM252 40H251V41H252ZM8 41H9V40H8ZM20 41H19V42H20ZM23 41H25V40H23ZM28 41H29V40H27L26 42L28 43ZM54 41H55V40H54ZM75 41H76V40H75ZM85 41H88V40L85 39ZM91 41H94V40H91ZM91 41H88V42H90V45H91V43L93 44V42H91ZM133 41H134V40H133ZM136 41H137V40H136ZM136 41H134V42H136ZM142 41H143V40H142ZM162 41H163V40H162ZM177 41H175V42H177ZM181 41H182V40H181ZM193 41H197V40H193ZM202 41H204V40L202 39ZM210 41H211V40H210ZM243 41H241V42H243ZM254 41H255V40H254ZM254 41H253V42H254ZM257 41L259 42L258 39H257ZM6 42H7V39H6ZM6 42H5V43H6ZM10 42H9V43H10ZM19 42H17V43H19ZM30 42H31V41H30ZM73 42H74V41H73ZM82 42H84V41H82ZM97 42H98V41H97ZM108 42H110V41H108ZM108 42H107V43H108ZM138 42H140V41H138ZM138 42H136V43L138 44ZM172 42H174V41H172ZM204 42H205V41H204ZM237 42H238V41H237ZM241 42H240V43H241ZM247 42H248V41H247ZM0 43H1V42H0ZM11 43H10V45H11ZM55 43H56V42H55ZM55 43L53 42V44H55ZM74 43H75V42H74ZM85 43H86V42H85ZM107 43H106V44H107ZM149 43H150V42H148V44H149ZM178 43H179V42H178ZM181 43L183 44V42H181ZM181 43H180V44H181ZM197 43H198V42H197ZM209 43H210V42H209ZM232 43H233V42H232ZM232 43H230V44L233 46L234 44H232ZM249 43H250V42H249ZM249 43H248V45H249ZM255 43H256V42H255ZM3 44H4V43H3ZM12 44H13V43H12ZM21 44H23L22 47H24L25 42H24V43H21ZM31 44L34 45V43H31ZM31 44H30V45H31ZM39 44H40V43H37V45H36V43H35V46H38ZM46 44H48V43H46ZM88 44H89V43H88ZM127 44H128V43H127ZM131 44H134V43L132 42ZM160 44H161V43H160ZM160 44H158V45L156 44V45L153 46V47H156V46L160 47V46H159ZM163 44H165V43H163ZM186 44H188V43H186ZM199 44H200V42H199ZM215 44H216V43H215ZM226 44H227V41H226ZM236 44H237V43H236ZM238 44H239V42H238ZM242 44H245V43H242ZM250 44H251V43H250ZM0 45H1V44H0ZM6 45H7V44H6ZM6 45H5V46H6ZM30 45H29V47H30ZM49 45H51V44L49 43ZM56 45H58V44L56 43L54 46H56ZM68 45H69V44H68ZM98 45H99V44H98ZM98 45H97V46H98ZM141 45H142V44H141ZM167 45H168V44H167ZM175 45H176V43H175ZM175 45H174V48H176ZM195 45H196V43H195ZM253 45H255V44L253 43ZM256 45H257V44H256ZM261 45H262V44H261ZM11 46H12V45H11ZM25 46H26V45H25ZM27 46H28V44H27ZM27 46H26V50H27ZM35 46H34V47H35ZM41 46L43 47V44H42ZM41 46L39 45V48H40ZM52 46H53V45H52ZM54 46H53L54 49L56 48V49L59 50V48H57V46H56V47H54ZM84 46H85V45H84ZM86 46H87V45H86ZM86 46H85V48H86ZM88 46H89V45H88ZM128 46H129V45H128ZM131 46H132V45H131ZM131 46H130V47H131ZM143 46H144V45H143ZM162 46H163V45H162ZM162 46H161V47H162ZM171 46L173 47V45H171ZM176 46H177V45H176ZM184 46H185V44H184ZM215 46H216V45H215ZM215 46H214V47H215ZM226 46H227V45L224 44V47H226ZM234 46H235V45H234ZM239 46H241V44L238 45V47H239ZM250 46H251V45H250ZM263 46H264V45H263ZM0 47H1V46H0ZM8 47H9V46H8ZM8 47H7V48H8ZM16 47H17V45H16ZM34 47H33V52H34V50H35ZM42 47H41V48H42ZM45 47H46V45H45ZM45 47H43L44 50H45ZM47 47H48V45H47ZM92 47H93V46H92ZM125 47H126V46H125ZM130 47H129V48H130ZM133 47H136V46H133ZM149 47H150V46H149ZM151 47H152V46H151ZM167 47H168V46H167ZM178 47H179V46H178ZM185 47H186V46H185ZM243 47H244V46H241L240 48H243ZM247 47H248V46H247ZM253 47H254V46H253ZM253 47H250V48L253 50V49H254ZM261 47H262V46H261ZM1 48H2V47H1ZM9 48H10V47H9ZM9 48H8V49H9ZM13 48H14V45H13ZM13 48H11V50H12ZM50 48H51V47H50ZM85 48H84V49H85ZM127 48H128V47H127ZM136 48H137V47H136ZM138 48H140V47H138ZM138 48H137V51H138ZM141 48H142V47H141ZM163 48H166V46L163 47ZM183 48H184V47H183ZM216 48H217V47H216ZM232 48H233V47H232ZM244 48H245V47H244ZM255 48H256V46H255ZM257 48H258V47H257ZM259 48H260V46H259ZM4 49H5V48H4ZM14 49H16V48H14ZM29 49H30V48H29ZM56 49H55V50H56ZM87 49H88V48H87ZM91 49H92V48H91ZM94 49H95V46H94ZM97 49H98V48H97ZM115 49H116V48H115ZM154 49H155V48H154ZM154 49L152 48V50H154ZM167 49H168V48H167ZM167 49H166V51H168L167 53H169V50H167ZM184 49H186V48H184ZM194 49L197 50V48H194ZM201 49H202V52L205 53V57H203V58H204V61H206L205 58H206V56L208 57V55H206V53H208L209 55H211V53H210V52H211V51H210L211 49H210V47H209V44H208V43H203V46H201ZM247 49H248V48H246V50H247ZM262 49H263V48H262ZM262 49L260 48V49H258V50H262ZM6 50H7V49H6ZM6 50H5V51H6ZM9 50H10V49H9ZM9 50H8V52L11 51V50H10V51H9ZM38 50H40V49H38ZM38 50H37V51H38ZM69 50H70V48L67 50L66 55H68V56L70 55V56H71V54H70L71 50H70V52H68ZM101 50H102V49H101ZM101 50H100V52H102ZM127 50H129V49H127ZM135 50H136V49H134V51H135ZM181 50H182V49H180V52H181ZM192 50H193V49H192ZM195 50H194V54H195V58H196L197 55H198V52H199V51L197 52V51H195ZM232 50H233V49H232ZM236 50H237V49H236ZM239 50L242 51V49H239ZM244 50H245V49H244ZM248 50H250V49H248ZM248 50L245 51V52H247V54H249V51H248ZM255 50H257V49H255ZM255 50H254V51H255ZM258 50H257V51H258ZM14 51H15V50H14ZM14 51L12 50V53H13ZM22 51H24V50H22ZM31 51H32V50H31ZM51 51H52V48H51ZM59 51H61V50H59ZM62 51H64V50H62ZM65 51H66V50H65ZM72 51H73V49H72ZM85 51H87V50L85 49ZM89 51H91V50H89ZM92 51H94V50H92ZM96 51H97V50H96ZM140 51H141V52H144L143 50H140ZM150 51H151V50H150ZM160 51H161V50H160ZM163 51H164V50H162L161 52H163ZM176 51H177V50H176ZM184 51H186V55H187L188 57H190V55H191V43L188 44V46H187V50H184ZM184 51H183V52H184ZM233 51L235 52V50H233ZM250 51H251V50H250ZM254 51H252V52L254 53ZM262 51H263V50H262ZM0 52H1V51H0ZM2 52H4V51L2 50ZM2 52H1V53H2ZM16 52H17V51H16ZM24 52H25V51H24ZM27 52H29V51L27 50ZM33 52H32V54H33ZM56 52H58V51H56ZM56 52H55L54 55H57ZM125 52H126V51H125ZM128 52H129V51H128ZM135 52H136V51H135ZM147 52H148V51H147ZM157 52H158V51H157ZM180 52H177V53H180ZM202 52H201V53H202ZM213 52H214V50H213ZM215 52H216V51H215ZM215 52H214V53H215ZM218 52H219V51L217 50L216 53L218 54ZM224 52L226 53V51H224ZM234 52H233V53H234ZM242 52H244V51H242ZM242 52H241V53H242ZM51 53H54V50H53ZM68 53H69V54H68ZM73 53H74V52H73ZM75 53H76V52H75ZM85 53L89 54L88 52H85ZM85 53H84V54L82 53V56H83V55H86ZM92 53H94V52H92ZM117 53H119V52L117 51ZM117 53H116V54H117ZM120 53H121V52H120ZM137 53H138V52H137ZM148 53H149V52H148ZM152 53H153V51H152ZM220 53H222V51H220ZM236 53H237V52H236ZM250 53H251V52H250ZM257 53L260 54L261 51H260V52H257ZM263 53H264V51H263ZM4 54H5V53H4ZM7 54H8V53H7ZM13 54H14V53H13ZM17 54H18V53H17ZM27 54H28V56H29V53H27ZM36 54H37V53H36ZM43 54H45V52H44ZM58 54H59V52H58ZM62 54H65V53H62ZM97 54H99V53H97ZM97 54H95V55H97ZM101 54H102V53H101ZM127 54H129V53H127ZM134 54H135V53H134ZM181 54H182V53H181ZM202 54H203V53H202ZM243 54H244V53H243ZM254 54H255V53H254ZM261 54H262V53H261ZM8 55H9L10 58H11V55H10V54H8ZM19 55H20V54H19ZM19 55H17V56H19ZM25 55H26V54H25ZM75 55H76V54H75ZM93 55H94V54H93ZM117 55H118V54H117ZM121 55H123V54L121 53ZM125 55H126V54H125ZM172 55H174V54H172ZM172 55L170 56V55H167V54H166L165 56L171 57V60H172V59H176V58H172ZM176 55H177V54H175V57H176ZM179 55H180V54H179ZM220 55H221V54H220ZM222 55H223V54H222ZM225 55H226V54H225ZM233 55H234V57H236V56H235L236 54H233ZM1 56H2V55H1ZM4 56H5V55H3V57H4ZM6 56H7V55H6ZM6 56H5V57H6ZM14 56H15V55H14ZM39 56H40V55H39ZM39 56H38V57H39ZM42 56L44 57V55H41V57H42ZM58 56H59V55H58ZM61 56H62V55H61ZM70 56H69V58H70ZM86 56H87V55H86ZM86 56H85V57H86ZM89 56H92V55L89 54ZM118 56H119V58H120V55H118ZM127 56H128V55H127ZM132 56H133V53H132ZM140 56H142V55H140ZM150 56H151V55H150ZM165 56H163V57H165ZM177 56H178V55H177ZM182 56H183V54H182ZM200 56H201V55H200ZM203 56H204V55H203ZM215 56H216V55H215ZM217 56H218V55H217ZM230 56H232V55L230 54L229 57H230ZM241 56H242V58H244V61H242V63H240L241 65H242L244 62L247 61V60L245 61V59H247V58H248V59H251V57H252V55H251V57H249V56H248V57H243V55H241ZM241 56H238V57L240 58ZM262 56H263V55H262ZM3 57H1V58H3ZM5 57H4V58H5ZM12 57H13V56H12ZM25 57H26V56H25ZM25 57H22L21 60L19 59L20 62H22V59L25 58ZM30 57H32V56L30 55ZM33 57L35 58L36 56H33ZM38 57H36V58H38ZM54 57H56V56H54ZM62 57H63V56H62ZM64 57L66 58L67 56H64ZM64 57H63V58H64ZM73 57H74V56H73ZM73 57H71V58L73 59ZM83 57H84V56H83ZM93 57H94V56H93ZM121 57H122V56H121ZM137 57H138V56H137ZM153 57L155 58L156 56H153ZM183 57H184V56H183ZM183 57H181V58H183ZM225 57H226V56H225ZM238 57H237V58H238ZM256 57H258L257 54L255 55V58H252L251 60H252V61H253V59L255 60ZM260 57H261V56H259V60L256 59V60H258V62H261V61H263V59H264V58H263L262 60H260ZM1 58H0V59H1ZM8 58H9V57H8ZM18 58H19V57H18ZM34 58H33V59H34ZM44 58H45V57H44ZM65 58H64V59H65ZM75 58H76V57H75ZM78 58H79V56H78ZM86 58L90 59L88 56H87ZM95 58H96V57H95ZM116 58H117V57H116ZM119 58H118V59H119ZM138 58H139V57H138ZM138 58H137V59H138ZM165 58H166V57H165ZM181 58H180V59H181ZM185 58H186V57H185ZM192 58H193V56H192ZM209 58H210V57H209ZM209 58H207V59H209ZM213 58H215V57H213ZM231 58H232V57H231ZM237 58H236V59H237ZM261 58H262V57H261ZM14 59H15V57H14ZM26 59H27V58H26ZM29 59H30V58H28L27 60H29ZM56 59H57V60H61L60 58L58 59L57 57L55 58V60H56ZM66 59L69 61L68 57H67ZM72 59H71V60H72ZM79 59H80V58H79ZM84 59H85V58H84ZM139 59H140V58H139ZM141 59H142V57H141ZM157 59H158V58H157ZM163 59H164V58H163ZM183 59H184V58H183ZM183 59H182V60H183ZM229 59H230V58H229ZM232 59H234V58H232ZM236 59H235V60H236ZM24 60H25V59H24ZM31 60H32V58H31ZM36 60H37V59H36ZM44 60H45V59H44ZM48 60H49V59H48ZM55 60H54V61H55ZM85 60H86V59H85ZM94 60H95V62H96V59H94ZM94 60H93V61H94ZM119 60H120V59H119ZM135 60H136V59H135ZM150 60L153 61L152 59H150ZM164 60H165V59H164ZM201 60H202V59H201ZM219 60H220V59H219ZM235 60H234V62H235ZM242 60H243V59H242ZM256 60H255V61H256ZM6 61H7V60H6ZM9 61H10V60H9ZM11 61H13V59H12ZM14 61H15V60H14ZM16 61H17V58H16ZM16 61H15V63H18V62H16ZM25 61H26V60H25ZM33 61H34V60H33ZM62 61H64V60H62ZM65 61H66V60H65ZM72 61H74V59H73ZM75 61H77V58L75 59ZM75 61H74V63H78V62H75ZM78 61H79V60H78ZM89 61H91V60H89ZM139 61H140V60H139ZM145 61H146V60H145ZM151 61H150V62H151ZM156 61H159V59L156 60ZM172 61H173V60H172ZM180 61H181V60H180ZM188 61H189V60H188ZM209 61H211V60H209ZM215 61H216V59H215ZM231 61H233V60H231ZM0 62H1L0 65H1V64H4V63H5V60L3 59V63H2V61H0ZM7 62H8V61H7ZM41 62H42V61H41ZM44 62H45V61H44ZM49 62H50V60H49ZM59 62H60V64H61V61H59ZM97 62H98V61H97ZM140 62H141V64H142V61H140ZM150 62H149V63H150ZM162 62H163V61H162ZM162 62H160V63H162ZM190 62H191V61H190ZM211 62H212V61H211ZM228 62H229V61H228ZM240 62H241V61H240ZM22 63H23V62H22ZM26 63H27V62H26ZM31 63H32V62H31ZM34 63H35V62H34ZM34 63H33V64H34ZM36 63H38V62H36ZM39 63H40V62H39ZM55 63H56V62H55ZM62 63H63V62H62ZM119 63H120V62H119ZM126 63H127V62H126ZM138 63H139V62L133 61V70L131 69L132 71L130 70V68H132V65H131V64H130L129 69H128V67H127V69L130 70L131 73L133 74V76L135 77V80H136V79H141L143 76H145V79H146V77H147V79H150V78L153 76V73H152V72H149V71H147V70H145V68H142V67H144V66L141 67ZM143 63H144V62H143ZM147 63H148V62H147ZM147 63H145V64H147ZM157 63H158V62H157ZM160 63H159V64H160ZM172 63H173V62H172ZM180 63L183 65L184 61H183V62L181 61ZM180 63H179V64H180ZM207 63H208V61H207ZM214 63H215V66H216V67H219V66H217L218 64H216V63H218V62H214ZM225 63H226V62H225V60H224V65H225ZM246 63H249V62H246ZM251 63H252V62H251ZM261 63H262V62H261ZM28 64H30V61H29ZM51 64H52V62H51ZM57 64H59V63H57ZM69 64H70V63H69ZM78 64H79V63H78ZM91 64H92V62H91ZM116 64L118 65V63H116ZM151 64H153V63H151ZM162 64H163V63H162ZM186 64H187V63H186ZM186 64L184 63V66H185ZM188 64H189V62H188ZM190 64H191V63H190ZM190 64L187 65V66H189V67L186 66V68H189V71H192V70H193V69H192L193 67L191 66L192 64H191V65H190ZM201 64H202V63H201ZM203 64H204V62H203ZM205 64H206V63H205ZM237 64L239 65V62H238ZM237 64H234V65H237ZM244 64H245V63H244ZM255 64H256V63H255ZM6 65H7V63H6ZM15 65L17 66V64H15ZM20 65H21V63H20ZM20 65H19V66H20ZM30 65H31V64H30ZM39 65H40V64H37V65L35 66V64H34V66H33V65H32V66H33V68H36V69H37V68L39 67ZM41 65H42V64H41ZM47 65L49 66L50 64H47ZM47 65H46V67H47ZM71 65H72L71 67H74V64L71 63ZM75 65H77V64H75ZM121 65H122V64H121ZM121 65H120V66H121ZM138 65H139L140 67H139ZM142 65H143V64H142ZM206 65H207V64H206ZM206 65H203V66H206ZM229 65H230V64H229ZM248 65H250V64H248ZM251 65H252V64H251ZM253 65H254V64H253ZM259 65H261V64H259ZM1 66H2V65H1ZM3 66H4V65H3ZM19 66H18V67H19ZM27 66H28V65H27ZM51 66H52V65H51ZM54 66H55V64H54ZM54 66H52V67H54ZM58 66H59V65H58ZM60 66H62V65H60ZM122 66H124V65H122ZM122 66H121V67H122ZM125 66H126V65H125ZM147 66H148V64H147ZM184 66H182L181 68H183ZM190 66L192 67V68H191L192 70H190ZM193 66H194V65H193ZM201 66H202V65H201ZM208 66H209V65H208ZM210 66H212V65H210ZM215 66H214V67H215ZM257 66H258V65H257ZM4 67H5V66H4ZM18 67H17V68H18ZM68 67H70V65H69ZM77 67H78V65H77ZM112 67H113V65H112ZM114 67H115V69H116V65H114ZM114 67H113V68H114ZM230 67H231V65H230ZM230 67H229V68H230ZM241 67H243V66H241ZM245 67H247V66H244V67L241 68V69H245V70H247ZM41 68H42V67H41ZM43 68H44V65H43ZM49 68H50V67H49ZM55 68L58 69L57 66L54 67V70H56ZM146 68H147V67H146ZM150 68H152V67L150 66ZM150 68H149V69H150ZM158 68H159V66L156 67V70H153V71H154V72L157 71V72H156V73H157L156 75H157V76H160V75H158V70H157ZM170 68H171V67H170ZM186 68H185V69H186ZM194 68H195V67H194ZM204 68H205V67H204ZM229 68H228L227 65H226L225 68H224V67L221 68L222 70L219 69L218 71H217V70H215V71H217L218 73H221V72H224L223 70L228 71ZM233 68L235 69V67H233ZM238 68H240V67H238ZM250 68H251V67H250ZM250 68H248V69H250ZM252 68H253V67H252ZM255 68H256V66H255ZM18 69H19V68H18ZM70 69H71V68H70ZM73 69H74V71L72 72V75L74 74L75 71H78L77 68H76V66H75ZM73 69H71V70H73ZM120 69H121V68H120ZM154 69H155V68H154ZM162 69H163V68H162ZM185 69H184V71H185ZM214 69H216V68H214ZM226 69H228V70H226ZM230 69H231V68H230ZM234 69H233V72L236 73V70H234ZM241 69H238V70H241ZM30 70H31V69H30ZM37 70H40V69L38 68ZM44 70H45V69H44ZM49 70H51V72H52L53 68H52V69H49ZM54 70H53V71H54ZM67 70H69V69L67 68ZM67 70H66V71H67ZM128 70H127V71H128ZM166 70H168V69L166 68ZM169 70H170V69H169ZM169 70L166 71V72H169ZM175 70H176V69H175ZM180 70H183V69H180ZM186 70H188V69H186ZM196 70H199V69H194V70H193V72L195 71V74H197V73H196V72H197ZM205 70H206V69H205ZM256 70H257V69H256ZM256 70H255V72H254V71H253V72L256 73ZM7 71H8V70H7ZM18 71H19V70H18ZM32 71L34 72L35 70H32ZM32 71H31V72H32ZM109 71H110V70H108V72H109ZM130 71H129V72H130ZM159 71H160V69H159ZM170 71H171V70H170ZM210 71H212V70H210ZM219 71H220V72H219ZM230 71H231V70H230ZM259 71H260V70H259ZM3 72H4V71H3ZM38 72H39V71H38ZM38 72H36V73H38ZM40 72H41V71H40ZM58 72H59V69H58ZM78 72H79V71H78ZM80 72H81V70H80ZM80 72H79V73H80ZM83 72H85V71H83ZM112 72H113V71H111V73H112ZM160 72H161V71H160ZM160 72H159V74H161ZM164 72H165V71H164ZM177 72L179 73V71H177ZM185 72H186V71H185ZM237 72H238V71H237ZM242 72H243V71H242ZM242 72H241V73H242ZM249 72H251V71L249 70L248 73H249ZM262 72H264V69H263ZM86 73H88V72H85L84 75H85ZM109 73H110V72H109ZM170 73H171V72H170ZM174 73H175V72H174ZM182 73H183V72H182ZM244 73H245V72H244ZM6 74H7V73H6ZM16 74H17V73H16ZM58 74H59V75H58ZM58 74H56V75H57V76H60V73H58ZM80 74H81V73H80ZM80 74H77V72H76L75 75H78V76H79ZM132 74H131V75H132ZM166 74H167V73H166ZM171 74H172V73H171ZM183 74H185V73H183ZM190 74H191V72H190ZM190 74H189L188 76H192V75H190ZM223 74H224V73H222V75H223ZM225 74H226V73H225ZM228 74H229V73H228ZM236 74H237V73H236ZM238 74L240 75V73H238ZM242 74H243V73H242ZM2 75H4V74L2 73ZM8 75H9V74H7V75H5V76H8ZM19 75H20V73L18 74L17 77H19L18 79L20 80V82H21L22 84H24V87H25V85H26L27 87H28V85H32L31 87H32L33 90H32L31 88H30L31 90H25L26 88H24V89L21 88V89L23 90V92L21 93L22 90H19L18 92H20V93H18V96H16V94L14 95V92L16 93L15 90H17L18 87H17V89H15V88H14V87H15V86H14L15 84H12V83L9 84L8 81H7V82H5V81H4V82H3V81L0 82V84H1V85H0V111L2 112L1 114H4L3 116H0V117H4L3 119H0V127L2 126V128H1L2 131H0V145H6V146H7L8 143H9V141H11V142L13 141V142H12V148L14 149L13 152H16V155H17V157H18V159H19V163H17V164H19V169H20V172H21V174H22V175L19 174V175H20L19 177H21V176L23 177V176H25V175L28 174V173H26V172H27L28 164H29V155H30V153H32V152H30V149H31V144H29V138H30V137H32L34 140L37 141L36 144H38L39 148H40V146H42V147L45 148V146H44L45 144H42L43 142H40V141H39V140L41 139V137H46V139H48L47 137H50V139L52 138V139H54V141L57 140V141L61 142V146H60V147H61V152H64V151H68V152H69V150L72 151V150L70 149V146H69L70 140L72 141V138H78V139L80 138L82 141H84V142H86V143L88 142V143H90V144H92V145H93V142H94L95 140L99 139L98 137H99V135H100V133H101V129H99V128L97 127V125H95L94 122H93V118H95L96 116H94L93 118L91 117V118H92V121H89V120L87 119L88 116L85 115V112H84V111H87V109L84 110V111H82V113L84 112V115L87 116L86 119L89 121V122L87 123V124H88V128H87V129L85 128L86 130H84V128H83V130H82V129H80V127L73 125V121H72V119H71L70 117H68V116H64L63 118H62V117H57L58 119L60 118L61 120H59V121L56 120V121L58 122L56 126H49L48 124H46V122H47L48 120H47L46 122H45V120H44V116H43V114H42L44 110L42 109V110H43V111H42L41 109H39V107H38V108L35 107V103H36L35 100L37 101V99L35 98L34 93H35V90H36L35 88H36V86H37L36 84H38L39 82H38V83H35V82L33 81L34 78H33V80H32L30 76H26V75H22V74H21L22 76H19ZM54 75H55V74H54V72H53V75H51V76H54ZM84 75H82V76H83V79H84ZM87 75H88V77H90V76H89L90 73L87 74ZM128 75H129V74H128ZM175 75H176V74H175ZM180 75H181V74H180ZM193 75H194V73H193ZM197 75L199 76V74H197ZM230 75H232V74L230 73ZM239 75H238V77H239ZM243 75H244V74H243ZM247 75H249V74H247ZM263 75H264V74H263ZM263 75H262V77H263ZM0 76H1V75H0ZM10 76H11V75H10ZM14 76H16V75H14ZM91 76H92V75H91ZM104 76H105V75H104ZM115 76H116V75H115ZM164 76H166V75H164ZM167 76H168V74H167ZM200 76H201V75H200ZM217 76H218V75H217ZM228 76H229V75H228ZM232 76H233V75H232ZM255 76H258L257 73L255 74ZM17 77H16V78H17ZM60 77L63 78V76H60ZM73 77H74V75H73ZM76 77H77V76H76ZM80 77H81V76H80ZM105 77H106V76H105ZM112 77H113V76H112ZM134 77H133L132 79H134ZM160 77H161V76H160ZM194 77H195V75H194ZM207 77H208V76H207ZM214 77H215V76H214ZM221 77H223V76H221ZM229 77H230V78H233V77H231V76H229ZM238 77H237V78H238ZM242 77H243V78H242ZM242 77H241V80H245V79H244V76H242ZM262 77H261V80L263 79ZM1 78H2V77H1ZM9 78H10V77H9ZM9 78H8V79H9ZM16 78H13V77H12V78L9 79V80H12V81L15 83V79H16ZM53 78H54V77H53ZM56 78H57V77H56ZM90 78H91V77H90ZM93 78H94V77H93ZM93 78H92V80H93ZM115 78H117V77H115ZM143 78H144V77H143ZM167 78H168V77H166V79H167ZM178 78H180V77H178ZM183 78H184V77H183ZM186 78H187V76L184 78V80H186ZM189 78H191V77H188V79H189ZM192 78H193V77H192ZM195 78H197V77H195ZM247 78H248V77H247ZM253 78H254V77H253ZM3 79L5 80V78H2V80H3ZM57 79H58V78H57ZM129 79H130V78H129ZM132 79H131V80H132ZM161 79H162V78H161ZM173 79H174V78H173ZM193 79H194V78H193ZM201 79H202V78H201ZM225 79H226V77H225ZM228 79H229V78H228ZM248 79H249V78H248ZM254 79H255V78H254ZM6 80H7V77H6ZM19 80L16 79V81H19ZM77 80H78V79H76V81H77ZM79 80H82V77L79 78ZM79 80H78V81H79ZM90 80H91V79H90ZM117 80H119V79L117 78ZM141 80H142V79H141ZM155 80H156V78H155ZM181 80H182V79H181ZM220 80H221V79H220ZM222 80H223V79H222ZM246 80H247V79H246ZM249 80H250V79H249ZM251 80H252V79H251ZM256 80H257V79H256ZM256 80H255V81H256ZM258 80H259V82H260V79H258ZM60 81H61V79H60L59 81H57V82L60 83ZM126 81H127V80H126ZM126 81H124V82H126ZM142 81H143V80H142ZM160 81L162 82V81H164V80H160ZM188 81H190V80H188ZM192 81H194V80H192ZM198 81H199V80H198ZM224 81H226V80H224ZM228 81H229V80H228ZM234 81H235V80H234ZM236 81H237V80H236ZM255 81H254V82H255ZM20 82H19V83H20ZM51 82H52V80H51ZM51 82H49V83H51ZM53 82H54V81H53ZM55 82H56V80H55ZM84 82H85V80H84ZM118 82H119V81H118ZM118 82H117V83H118ZM130 82H131V81H130ZM130 82H129V83H130ZM133 82H134V80H133ZM136 82H138V81L136 80ZM144 82H146V81L144 80L143 83H144ZM147 82H149V80H148ZM151 82H152V81H151ZM169 82H170V81H169ZM200 82H201V81H200ZM222 82H223V81H222ZM232 82H233V81H232ZM232 82H231V83H232ZM238 82H239V81H238ZM243 82L245 83V81H243ZM247 82L249 83V81H247ZM46 83H47V82H46ZM80 83H81V81H80ZM115 83H116V82H115ZM127 83H128V82H127ZM127 83H124V84H127ZM129 83H128V84H129ZM134 83H135V82H134ZM138 83H140V81H139ZM141 83H142V82H141ZM141 83L139 84L140 87H143L144 85H146V84L143 85V84H141ZM149 83H150V82H149ZM158 83H159V81H158L156 84L159 85ZM228 83H229V82H225V84H228ZM231 83H230V84H231ZM233 83H234V82H233ZM250 83H251V82H250ZM11 84H12L13 86H12ZM39 84L41 85V83H39ZM42 84H43V83H42ZM47 84H48V83H47ZM77 84L79 85V82H78ZM124 84H123V86H124ZM135 84H136V83H135ZM150 84H153V83H150ZM225 84H224V85H225ZM237 84H238V83H237ZM254 84H256V83H254ZM35 85H36V86H35ZM44 85H45V84H44ZM44 85H43V86H44ZM55 85L57 86V84H55ZM78 85H77V86H78ZM141 85H143V86H141ZM157 85H156V87H157ZM160 85H161V86H160L159 88H160V89H164V90L166 89V87H170V86H166L167 84L165 83V81L162 82ZM168 85H170V84H168ZM222 85H223V84H222ZM16 86H17V85H16ZM22 86H23V85H21V87H22ZM45 86H46V85H45ZM48 86H49V85H48ZM50 86H51V84H50ZM123 86H122V88H124V87L126 88V86H124V87H123ZM128 86H129V85H128ZM137 86H138V84H137ZM153 86H154V85H153ZM225 86H226V85H225ZM233 86H234V85L232 84V86H231L232 88H230V89H233V90L236 89V88H233ZM235 86H236V85H235ZM12 87L14 88V92L11 91V88H12ZM38 87H39V86H38ZM46 87H47V86H46ZM58 87H60V86H58ZM88 87H89V85H88ZM115 87H116V86H115ZM119 87H120V84H119ZM154 87H155V86H154ZM154 87H153V89H155V90L158 88V87H157V88H156V87L154 88ZM176 87H177V86H176ZM184 87H185V86H184ZM211 87H212V86H211ZM211 87H210L208 90H207V88H206V89L204 88V89H205V91H206V90L209 91L210 89H215L214 87H213V88H211ZM251 87H253V86L251 85ZM255 87H257V86L255 85ZM263 87H264V85H263ZM19 88H20V87H19ZM54 88H55V86H54ZM86 88H87V87H86ZM116 88H117V87H116ZM116 88H114L115 91H117ZM129 88H130L132 91H134V92L136 91V90H135L136 87H133V86L130 85ZM144 88H146V87L144 86ZM148 88H149V89H148ZM148 88H147V90H150V87H148ZM217 88H219V87H217ZM227 88H229V87H227ZM38 89H39V88H38ZM38 89H37V90H38ZM44 89L46 90V88H44ZM44 89H41V90H43V92H45ZM55 89H56V88H55ZM55 89H53V90H55ZM63 89H65V88H63ZM63 89H62V90H63ZM139 89H140V88H139ZM142 89H143V88H142ZM249 89H250V88H249ZM257 89H259V88H256L255 90H257ZM39 90H40V89H39ZM39 90H38V91H39ZM65 90H66V89H65ZM87 90H88V89H87ZM144 90H145V91H144ZM157 90H159V89H157ZM238 90H239V89H238ZM38 91H36V92H38ZM55 91H56V90H55ZM59 91H60L61 94H63V92H61V89H60ZM67 91H68V90H67ZM115 91H114V92H115ZM143 91L146 92V89H143ZM151 91H153V90H151ZM151 91H150V92H151ZM165 91H167V90H165ZM168 91H169V90H168ZM213 91H215V90H213ZM222 91H223V90H222ZM239 91H241V90H239ZM47 92H49V91H46L45 93H47ZM52 92H53V91H52ZM72 92H73V91H72ZM74 92H75V91H74ZM77 92H78V91H77ZM112 92H113V91H112ZM117 92H119V94L121 93V91H119V90H118ZM127 92H128V93H126V94L129 95V92H130V91H127ZM138 92H139V91H138ZM191 92H192V91H191ZM194 92H196V91H194ZM228 92H229V91H228ZM231 92H232V91H230V93H231ZM237 92H238V91H237ZM252 92H253V91H252ZM39 93H40V92H39ZM39 93H38V94H39ZM58 93H59V92H58ZM64 93H65V92H64ZM131 93H132V92H131ZM140 93H141V90H140ZM151 93H152V92H151ZM157 93H159V92H157ZM234 93H236V92L234 91ZM239 93L241 94L242 92H239ZM247 93H248V92H247ZM253 93H254V92H253ZM255 93H256V91H255ZM262 93H263V92H262ZM19 94H20V95H19ZM40 94H41V93H40ZM49 94H50V93H49ZM51 94H52V93H51ZM53 94H56V93H53ZM94 94L98 95L97 93H94ZM117 94H118V93H117ZM155 94H156V93H155ZM155 94H154V95H155ZM160 94H161V92L159 93V97H160ZM162 94H164V92H162ZM162 94H161V95H162ZM178 94H179V93H178ZM232 94H233V93H232ZM242 94H243V93H242ZM242 94H241V96H240V95H235V97H236V98H237L238 96H239V97H242ZM250 94H252V93H250ZM250 94H248V95H250ZM41 95H42V94H41ZM43 95H44V94H43ZM43 95H42V97H43ZM46 95L49 97L48 94H46ZM114 95H115V94H114ZM122 95L124 96V94H122ZM136 95H137V93H136ZM138 95H140V94L138 93ZM147 95H148V93H147ZM167 95H168V94H167ZM174 95H175V94H174ZM222 95H223V94H222ZM256 95H259V96H260V92H259L258 94H256ZM38 96H40V95H38ZM179 96H180V95H179ZM210 96H212V95H210ZM216 96H217V95H216ZM231 96H232V95H231ZM254 96H255V95H254ZM36 97H37V96H36ZM40 97H41V96H40ZM48 97H47V98H48ZM115 97L117 98V95H116ZM138 97H139V96H138ZM177 97H178V95H177ZM232 97H233V96H232ZM239 97H238V98H239ZM244 97L246 98V96H244ZM244 97H243V98H244ZM251 97H252V96H251ZM256 97H257V96H256ZM256 97H255V99H257ZM261 97H262V96H261ZM111 98H112V97H111ZM147 98H148V97H147ZM149 98L152 99V97H149ZM209 98H210V97H209ZM238 98H237V100H238ZM252 98L254 99V97H252ZM252 98H251V99H252ZM43 99L45 100V98H43ZM50 99H51V98H50ZM158 99H159V98H158ZM162 99H163V97H160V100H162ZM220 99H221V98H219V102H221ZM255 99H254V100H255ZM40 100H41V99H40ZM107 100H108V97H107ZM118 100H119V97H118ZM132 100H133V99H132ZM140 100H142V99H140ZM210 100H211V99H210ZM212 100H213V99H212ZM234 100H236V99H234ZM242 100H243V99H242ZM247 100H248V99H246V101H247ZM258 100H259V99H258ZM47 101L49 102L48 99H47ZM116 101H117V100H116ZM147 101H148V102H147V103H148V106H147V107L149 108V106H151V103L149 104L150 101H149V100H147ZM222 101H224V100H222ZM229 101H232L231 98H230ZM238 101H239V100H238ZM42 102H43V101H42ZM42 102H40V103L42 104ZM48 102H47V104H48ZM59 102H61V101H59ZM102 102H103V101H102ZM113 102L115 103V101H113ZM130 102H131V101H130ZM134 102H135V101H134ZM145 102H146V101H145ZM201 102H202V100H201ZM201 102H200V103H201ZM205 102H206V101H205ZM209 102H210V101H209ZM212 102H213V101H212ZM212 102H211L212 106H217L214 102H213V103H214L215 105H213ZM217 102H218V100H217ZM251 102H252V101H251ZM45 103H46V102H45ZM55 103L57 104L58 102H55ZM55 103H54V105H55ZM62 103H63V101L61 102V104H62ZM117 103H118V102H117ZM167 103H168V102H167ZM223 103H224V102H223ZM227 103H228V102H227ZM229 103H230V102H229ZM232 103H233V102H231V104H232ZM234 103H235V101H234ZM234 103H233V104H234ZM244 103H245V99H244ZM248 103H249V102H248ZM248 103H247V104H248ZM254 103H255L254 105H256V101H254ZM260 103H261V102H260ZM260 103H259V104H260ZM61 104H59V105L62 107ZM112 104H113V103H112ZM136 104H137V102L134 103V105H136ZM139 104L141 105V103H139ZM160 104H161V103H160ZM184 104H185V103H184ZM205 104H206V103H205ZM220 104H221V103H220ZM231 104H230V105H231ZM235 104H237V103H235ZM242 104H243V103H242ZM245 104H246V103H245ZM249 104H251V103H249ZM37 105H38V104H37ZM57 105H58V104H57ZM116 105H117V104H116ZM116 105H115V106H116ZM143 105H145V104H143ZM218 105H219V103H218ZM225 105H226V104H225ZM227 105L229 106V104H227ZM239 105H240V103H239ZM260 105L262 106V104H260ZM38 106H39V105H38ZM60 106H59V107H60ZM63 106H64V103H63ZM82 106H84V104H82ZM115 106H114V108H115ZM129 106L131 107V103H130ZM200 106H201V104H200ZM210 106H211V105H210ZM222 106H223V104H222ZM233 106H234V107H232V108H234V110H235L236 105H233ZM257 106H258V105H257ZM53 107H54V106H53ZM61 107H60V110H61ZM85 107H86V105L84 106V108H85ZM87 107H88V106H87ZM87 107H86V108H87ZM111 107H112L111 104L105 103V104H103V105L100 106V107H96L95 104H92V106H89V108H88L90 111H92V112L94 111V112H96V113L98 112L97 114H100V116H99V117H100L99 120L102 122V123H101V124H102V127H103L102 130H103L104 132H106V133L114 132V130H113V120H112V119H113V113H114V112L111 110V109H112ZM117 107H118V105H117ZM117 107H116V108H117ZM123 107H124V106H123ZM187 107H188V106H187ZM191 107H192V106H191ZM218 107H219V106H218ZM224 107H225V106H224ZM224 107H223V108H224ZM229 107H231V106H229ZM248 107H249V106H248ZM248 107H245V108H248ZM252 107H253V106H251V109H252L253 111H255V110H254V107L256 108V106H254L253 108H252ZM259 107H260V106H259ZM29 108H32L33 111H32V109H31V111H30ZM57 108H58V106H57ZM63 108H64V107H62V109H63ZM73 108H74V106L72 107V109H73ZM116 108H115V109H116ZM125 108H126V107H125ZM125 108H124V110H126ZM261 108H264V105H263ZM261 108H260V109H261ZM49 109H50V108H49ZM51 109H52V106H51ZM80 109H81V107H80ZM150 109H151V108H150ZM187 109H189V108H187ZM190 109H192V108H190ZM216 109H218V108L216 107ZM224 109H225V108H224ZM224 109H223V111L226 110V109H225V110H224ZM249 109H250V108H249ZM60 110H59V112L62 113ZM64 110H65V109H64ZM73 110H74V109H73ZM81 110H82V109H81ZM116 110H117V109H116ZM119 110H120V109H119ZM121 110H122V109H121ZM124 110H123V111H124ZM137 110H138V109H137ZM140 110H142V109H139V111H140ZM158 110H159V109H158ZM227 110H229V109L227 108ZM231 110H232V109H231ZM252 110H251V112H253ZM62 111H63V110H62ZM67 111H68V109H67ZM71 111H72V110H71ZM79 111H80V110H79ZM126 111H127V110H126ZM135 111H136V110H135ZM139 111H136V112L139 113ZM161 111H162V110H161ZM184 111L186 112L185 109H184ZM190 111H193V110H190ZM202 111H203V110H202ZM217 111H219L220 113H222L220 110H217ZM243 111H244V110H243ZM258 111H259V110H258ZM262 111H264V110H262ZM48 112H49V110H48ZM55 112H57V111H55ZM69 112H70V111H68L67 113H69ZM72 112H73V111H72ZM72 112H70V114H71ZM74 112H75V111H74ZM80 112H81V111H80ZM124 112H125V111H124ZM124 112H123L122 114H125ZM127 112H128V111H127ZM165 112H166V111H165ZM193 112H195V111H193ZM193 112H191V114H193ZM212 112H213V111H212ZM212 112H211V113H212ZM219 112H218V113H219ZM251 112H248V113H249V114H252ZM49 113H50V112H49ZM49 113H47L46 115L49 116V115H50ZM51 113H52V112H51ZM75 113H76V112H75ZM75 113H74V115H76ZM116 113L119 114L118 112L115 111V117L118 116V115H116ZM137 113H134V114H137ZM141 113H144V112L142 111ZM141 113H139V114H141ZM150 113H151V110H150ZM150 113H148V114H150ZM153 113H154V112H153ZM173 113H174V112H173ZM218 113H217V114H218ZM232 113H233V111H232ZM248 113H247V114H248ZM253 113H254V112H253ZM263 113H264V112H262V114H263ZM48 114H49V115H48ZM56 114H58V112H57ZM86 114H87V113H86ZM92 114H93V113H92ZM92 114H91V115H92ZM120 114H121V113H120ZM122 114H121V115H122ZM134 114H132V115H134ZM148 114H146V115H148ZM170 114H171V113H170ZM181 114H182V113H181ZM206 114H207V113H206ZM230 114H231V112H230ZM230 114L228 113V115H230ZM234 114H235V112H234ZM234 114H233V117H234ZM260 114H261V112H260ZM262 114H261V115H262ZM64 115H67V114H64ZM72 115H73V114H72ZM72 115H70V116H71L72 118H74ZM77 115H78V113H77ZM77 115H76V116H77ZM91 115L89 114V117H90ZM137 115H138V114H137ZM146 115H145V117H146ZM150 115H152V114H150ZM150 115H149V116H150ZM153 115H154V114H153ZM171 115H173V114H171ZM179 115H180V114H179ZM228 115H227V116H228ZM236 115L239 116V115H241V113L236 114ZM252 115H253V114H252ZM261 115H259V116H261ZM50 116L52 117V115H50ZM56 116H57V115H56ZM61 116H63V114H61ZM82 116H83V115H82ZM85 116H84V117H85ZM140 116H141V115H140ZM188 116H189V115H188ZM190 116H191V115H190ZM197 116H200V117H201L200 114H199V115H196V117H197ZM205 116H206V115H205ZM214 116H215V115H214ZM218 116H219V115H218ZM227 116H226V117H227ZM230 116H231V115H230ZM230 116H228L229 119H230ZM242 116H243V115H242ZM246 116L248 117L249 115H246ZM246 116H245L244 118H246ZM131 117H132V116H131ZM155 117H156V116H155ZM192 117H194V116L192 115ZM192 117H191V118L189 117V119H192ZM200 117H198V120L201 119L200 121H202V120H203L202 118H204V116H203L202 118H200ZM221 117H224V116H221ZM226 117H225V118H226ZM233 117H232V118H233ZM262 117H263V116H262ZM46 118H47V117H46ZM46 118H45V119H46ZM91 118H90V119H91ZM133 118H134V116H133ZM133 118H132V120H134ZM158 118H159V117L157 116L156 119H158ZM206 118H207V117H206ZM218 118H219V117H218ZM237 118H238V117H237ZM240 118H241V117H240ZM242 118H243V117H242ZM248 118H251V117L249 116ZM48 119H49V118H48ZM50 119H52V118H50ZM50 119H49V120H50ZM54 119H55V117H54ZM75 119H76V118H75ZM77 119H78V118H77ZM86 119H85V120H86ZM95 119H96V118H95ZM95 119H94V120H95ZM97 119H98V117H97ZM116 119H117V118H116ZM208 119H210V118H208ZM117 120H118V119H117ZM193 120H194V119H193ZM193 120H192V121H193ZM196 120H197V119H196ZM198 120H197V122H200V121H198ZM210 120H211V119H210ZM216 120H218V119H216ZM243 120H244V119H243ZM248 120H249V119H247V121H248ZM250 120H251V119H250ZM250 120H249V121H250ZM53 121H54V120H53ZM76 121H77V120H76ZM118 121H120V120H118ZM165 121H166V120H165ZM192 121H191V122H192ZM203 121H205V120H203ZM203 121L200 122V123H203ZM220 121H221V120H220ZM223 121H225V120H223ZM227 121H229V120H227ZM247 121H245V122H247ZM261 121H262V120H261ZM50 122H51V124H52V121H51V120H50ZM50 122H49V123H50ZM83 122H84V121H83ZM115 122H116V121H115ZM149 122H150V121H149ZM162 122H163V121H162ZM183 122H184V121H183ZM194 122H195V121H193L192 123H194ZM263 122H264V120H263ZM76 123H77V122H76ZM80 123H81V122H79V124H80ZM97 123H98V121H97ZM116 123H118V122H116ZM120 123H121V121H120ZM147 123H148V122H147ZM163 123H165V122H163ZM163 123H162L161 125H163ZM172 123H173V122H172ZM188 123H189V122H188ZM210 123H211V122H210ZM227 123H228V122H227ZM251 123H253V122H251ZM83 124H84V123H83ZM135 124H136V123H135ZM185 124H186V123H185ZM185 124H184L183 126H186ZM189 124H190V123H189ZM189 124H188V125H189ZM194 124H195V123H194ZM196 124H197V123H196ZM196 124H195V125H196ZM204 124H205V123H204ZM204 124H202V125H204ZM217 124H218V123H217ZM225 124H226V123H225ZM230 124H231V123H230ZM237 124H238V123H237ZM245 124H246V123H245ZM98 125H99V124H98ZM118 125H120V124L118 123ZM138 125H140V124H138ZM170 125H171V124H170ZM199 125H200V124H199ZM199 125H198V126H199ZM206 125H207V124H206ZM210 125H211V124H210ZM215 125H216V124H215ZM218 125H219V124H218ZM218 125H217V126H218ZM242 125H244V124H242ZM11 126H12V128L15 129V131L17 132V134H16V136H15V139L13 138L14 140L12 139V140H9V141H8V139H7V137H6V136H7V131H8L7 129H10ZM79 126H81V125H79ZM178 126H179V125H178ZM211 126H212V125H211ZM219 126L223 127L222 125H219ZM231 126H232V125H231ZM240 126H241V125H240ZM9 127H10V128H9ZM83 127H84V126H83ZM115 127H116V126H115ZM161 127H162V126H161ZM176 127H177V126H176ZM221 127H219V128H221ZM248 127H249L248 125L245 126V129H242V127H240L243 131H242L241 129H240V130H241L243 133L245 132V134H247V135H245V136L242 135V137L244 136L243 138H245V137L247 136V138L250 139V140L248 139V140H249L248 142H250V144L253 143V142H257V141L259 142V141H261V139L258 140L259 138H258V139L255 138V135H254L253 131H251V129H249ZM253 127H254V126H253ZM255 127H256V126H255ZM261 127H262V126H261ZM12 128H11V129H12ZM149 128H150V127H149ZM159 128H160V127H158V129H159ZM202 128H203V127H202ZM205 128H207V127H205ZM216 128H217V127H215V130H216ZM228 128H231V127H227V132H226V133H229V132H235V133H236V131H234V130H230V131H228ZM243 128H244V127H243ZM251 128H252V127H251ZM61 129H63L64 131L59 133V131H60ZM118 129H119V128H118ZM162 129H163V128H162ZM165 129H166V128H165ZM199 129H200V128H199ZM263 129H264V128H263ZM177 130H179V129H177ZM197 130H198V129H196V131H197ZM205 130H207V129H205ZM212 130H213V129H212ZM215 130H214V131H215ZM223 130H225V128H224V129H221V131H223ZM235 130H236V129H235ZM254 130H255V129H254ZM61 131H62V130H61ZM117 131H118V130H117ZM154 131H155V130H154ZM167 131H169V130H167ZM202 131H203V130H202ZM209 131H211V129H209ZM209 131H207V132L209 133ZM221 131H220V133H221ZM225 131H226V130H225ZM241 131H240V134L242 133ZM255 131H256V130H255ZM9 132H10V131H9ZM38 132H39V133H38ZM115 132H116V131H115ZM152 132H153V131H152ZM155 132H156V131H155ZM159 132H162V131H159ZM204 132H205V131H204ZM217 132H218V131H217ZM260 132H261V131H260ZM11 133H12V132H11ZM163 133H164V132H163ZM167 133H168V132H167ZM167 133H166V134H167ZM200 133H201V132H200ZM213 133H214V132H213ZM213 133H211V134H213ZM237 133H239V132H237ZM8 134H9V133H8ZM13 134H15V132H14ZM151 134H152V133H151ZM198 134H199V133H198ZM198 134H196V135H198ZM201 134H203V133H201ZM201 134H200V135H201ZM205 134H207V133H205ZM214 134H215V133H214ZM218 134H219V133H218ZM170 135H171V134H170ZM190 135H191V134H190ZM193 135H194V134H193ZM207 135H209V134H207ZM207 135H206V136H207ZM227 135H228V134H227ZM238 135H239V134H238ZM259 135H260V134H259ZM8 136H9V135H8ZM10 136H11V135H10ZM12 136H14V135H12ZM102 136H103V135H102ZM148 136H149V135H148ZM168 136H169V135H168ZM209 136H210V135H209ZM216 136H217V133H216ZM219 136H220V135H219ZM225 136H226V135H225ZM228 136H229V135H228ZM228 136H227V137H228ZM39 137H40V139H39ZM169 137H170V136H169ZM200 137H201V138H204V137H202V136H200ZM229 137H231V136H229ZM8 138H9V137H8ZM152 138H153V137H151V139H152ZM154 138H155V137H154ZM165 138L167 139V137H165ZM173 138H174V137H172V138H170V139H173ZM178 138H179V137H178ZM213 138H215L214 135H213ZM219 138H221V137H218V139H219ZM236 138H237V137H236ZM254 138H255V141L252 140L253 142H251V139H254ZM138 139H139V138H138ZM140 139H142V138H140ZM140 139H139V140H140ZM149 139H150V138H149ZM176 139H177V138H176ZM195 139H196V138H195ZM206 139L209 140L208 137L205 138L204 140L201 139L202 141H204V142H203L204 145H205V140H206ZM215 139H217V138H215ZM226 139H228V138H226ZM232 139H233V138H232ZM234 139H235V138H234ZM234 139H233V141H234ZM237 139H238V138H237ZM256 139H257V140H256ZM109 140H110V139H109ZM111 140H112V139H111ZM142 140H143V139H142ZM154 140H155V139H154ZM177 140H178V139H177ZM229 140H230V138H229ZM235 140H236V139H235ZM52 141H53V140H52ZM54 141H53V142H54ZM76 141H77V140H76ZM100 141H101V140H100ZM166 141H168V140H166ZM170 141H173V140H170ZM187 141H188V140H187ZM198 141H200V140H198ZM210 141H211V139L209 140V142H210ZM216 141H219V140H216ZM216 141H215V142H216ZM39 142H40V143H39ZM45 142H46V141L44 140V143H45ZM101 142L103 143V141H101ZM101 142H100V143H101ZM139 142L142 143L141 140H140ZM161 142H162V143H165L163 140H162ZM194 142H195V141H194ZM225 142H226V141H225ZM229 142H230V141H229ZM236 142H238V140H236ZM261 142H262V141H261ZM46 143H47V142H46ZM51 143H52V142H51ZM57 143H58V142H57ZM71 143H72V142H71ZM71 143H70V145H71ZM76 143H77V142H76ZM81 143H82V142H81ZM88 143H87V144H88ZM107 143H108V142H107ZM111 143H112V142H111ZM145 143H146V142H145ZM162 143H160V144H162ZM207 143H208V142H207ZM210 143L212 144L213 141L210 142ZM221 143H224V142H221ZM221 143H220V144H221ZM227 143H228V142H227ZM231 143H233V142H231ZM231 143H230V144H231ZM246 143H247V142H246ZM262 143H264V142H262ZM10 144H11V143H9V147H11ZM32 144H33V143H32ZM36 144H35V145H36ZM47 144H48V143H47ZM47 144H46V145H47ZM74 144H75V143H74ZM78 144H79V143H78ZM87 144H85V146H87ZM96 144H97V142H96ZM112 144H113V143H112ZM165 144H166V143H165ZM165 144H164V145H165ZM167 144H169V143H167ZM176 144L180 145L178 142H177ZM234 144H235V143H234ZM239 144H241V142H240ZM259 144H261V143H259ZM56 145H57V144H56ZM102 145H103V144H102ZM102 145H101V146H102ZM110 145H111V144H110ZM141 145H142V144H141ZM221 145H223V144H221ZM221 145H219V146H218V145H216V146H215V145H214V146H209V145H207V152H208V151H211V150H212V151H215V150L223 149V148H221V147H222ZM254 145H255V146H256V145L259 146L258 144H255V143H254ZM254 145L251 144L252 147H253ZM29 146H30V148H29ZM33 146H34V145H33ZM77 146H78V145H76L75 147L77 148ZM88 146H89V144H88ZM90 146H91V145H90ZM90 146H89V147H90ZM95 146H96V145H95ZM111 146H112V145H111ZM114 146H115V145H114ZM162 146H163V144H162ZM168 146H169V145H168ZM186 146H187V145H186ZM192 146H194V145H192ZM192 146H191V148H193ZM229 146H230V145H229ZM231 146H233V144H231ZM231 146L228 147V144H227V147H228V148H227V150H226V153H227V151H231V150H232ZM240 146H241V145H239V147H240ZM251 146H250V147H251ZM255 146H254V148H255ZM257 146H256V147H257ZM0 147H2V146H0ZM4 147H5V146H4ZM4 147L1 148V149L3 150ZM99 147H100V145H98L97 148L99 149ZM117 147H118V146H117ZM117 147H116V148H117ZM166 147H167L166 145H165V148H164V146H163L164 149H167ZM195 147H196V146H195ZM223 147L226 148V146H224V145H223ZM261 147H264V144H263V146H262V144H261ZM7 148H8V147H7ZM35 148H36V147H35ZM46 148H47V147H46ZM76 148H75V149H76ZM92 148H93V147H92ZM112 148H113V147H112ZM114 148H115V147H114ZM191 148H190V149H191ZM197 148H199V146H198ZM233 148H234V147H233ZM243 148H244V147H243ZM5 149H6V147H5ZM33 149H34V148H33ZM33 149H32V151H33ZM87 149H88V147H87ZM90 149H91V148H90ZM169 149H170V148H169ZM199 149H200V148H199ZM201 149L204 150V147L201 148ZM228 149H231V150H228ZM8 150H9V148H8ZM11 150H12V149H11ZM45 150H46V152H48L47 149H45ZM59 150H60V149H59ZM59 150H58V151H59ZM77 150H78L77 154H78V153H79V155L82 154V150H81L80 148H79V149H76L75 151H77ZM84 150H85V149H84ZM100 150H101V148H100ZM191 150H192V149H191ZM203 150H202V152H200L201 154H200L199 156L202 155L204 158H210V157H208L207 152H206L205 150H204V151H205V152H204ZM239 150H240V149H239ZM0 151H1V150H0ZM4 151H5V150H4ZM36 151H37V153H38L39 150H36ZM88 151H89V150H88ZM91 151H92V149H91ZM97 151L99 152V150H97ZM166 151H167V150H166ZM168 151H170V150H168ZM186 151H187V150H186ZM192 151H194V150H192ZM196 151H197V150H196ZM241 151H242V149H241ZM241 151H240V152H237V153H238V156H240L239 153L243 154ZM250 151H252V150H250ZM44 152H45V151H44ZM44 152H43V154H45ZM61 152H60V154H62ZM73 152H74V150H73ZM73 152H69V154H68L69 157H70V154L73 153ZM86 152H87V150H86ZM93 152H94V150H93ZM203 152H204V153H203ZM218 152H219V151H218ZM234 152H235V149H234ZM7 153H9V152H7ZM7 153H6V154H7ZM75 153H76V152H75ZM167 153H168V152H167ZM188 153H189V152H188ZM226 153H225L224 155H227ZM232 153H233V152H232ZM237 153H236V154H237ZM58 154H59V152H58ZM89 154H90V151H89ZM89 154H87V156H88ZM98 154H99V153H98ZM172 154H173V152H172ZM189 154H190V153H189ZM196 154H197V153H196ZM198 154H199V150H198ZM209 154H210V152H209ZM220 154H221V153H220ZM246 154H247V153H246ZM248 154H249V153H248ZM248 154H247V156H245L246 159H248V157L250 158V156H249L250 154H249V155H248ZM45 155H46V154H45ZM95 155H97V152H96V154H95V152H94V156H95ZM99 155H100V154H99ZM104 155H105V154H104ZM166 155H167V154H166ZM170 155H171V154H170ZM186 155H187V154H186ZM224 155H223V156H224ZM232 155H233V154H232ZM244 155H245V153H244ZM0 156H1V154H0ZM6 156H8V155H6ZM14 156H15V155H14ZM38 156H40V154H39ZM42 156H43V155H42ZM55 156H57V154H56ZM61 156H62V155H61ZM73 156H74V153H73ZM89 156H90V155H89ZM91 156H92V155H91ZM105 156H106V155H105ZM172 156H173V155H172ZM172 156H171V157H172ZM191 156H192V155L189 156L190 159L193 158V156H192V157H191ZM212 156H213V155H212ZM219 156H220V155H219ZM221 156H222V155H221ZM227 156H228V155H227ZM227 156H226V157H227ZM230 156H231V154H229L228 157L230 158ZM233 156H234V155H233ZM12 157H13V156H12ZM34 157H35V156H34ZM40 157H41V156H40ZM46 157L48 158L49 156L47 155ZM53 157H54V156H53ZM59 157H60V156H58V158H59ZM63 157H64V156H63ZM63 157H62V158H63ZM75 157H76V156H75ZM78 157L80 158V156H78ZM97 157H98V156H97ZM97 157H95V158H97ZM102 157H104V156H102ZM189 157H187V158H189ZM203 157H201V158H203ZM226 157H225V159H227ZM245 157H244V158H245ZM5 158L8 159V157H5V156H4L3 159H5ZM47 158H45V159H47ZM62 158H60V159H62ZM64 158H65V157H64ZM76 158H77V157H76ZM79 158H77V159H79ZM83 158H84V157H83ZM89 158H91V157H89ZM92 158H93V157H92ZM92 158H91V159H92ZM100 158H101V157H100ZM169 158H170V157H169ZM175 158H176V157H175ZM211 158H213V157H211ZM219 158H220V157H219ZM235 158H236V157H235ZM239 158H240V157H239ZM1 159H2V158H0V160H1ZM53 159H56V158H53ZM66 159H67V158H66ZM68 159H69V158H68ZM77 159H76V160H77ZM87 159H88V158H87ZM172 159H174V158H172ZM178 159H179V157L177 158V160H178ZM194 159H195V158H194ZM196 159H199V160H200V158H196ZM230 159H231V158H230ZM232 159H234V158L232 157ZM236 159H238V157H237ZM35 160H36V158H35ZM48 160H51V159H48ZM177 160H176V161H177ZM184 160H185V159H184ZM187 160H188V159H187ZM201 160H203V159H201ZM212 160H213V159H212ZM217 160H218V159H217ZM219 160H220V159H219ZM1 161H3V160H1ZM1 161H0V163H1ZM7 161H9V159H8ZM16 161H17V160H16ZM57 161H59V159H58ZM65 161H66V160H65ZM77 161H79V160H77ZM80 161H82V159H81ZM80 161H79V162H80ZM86 161H87V160H86ZM92 161H93V160H90V159H89L88 162H90V163L92 164ZM97 161H98V160H97ZM168 161H170V159H168ZM172 161H173V163L175 164V161H174V160H171V162H172ZM225 161H226V160H225ZM231 161H232V160H231ZM238 161H239V160H238ZM4 162H5V161H4ZM13 162H14V161H13ZM35 162H36V161H35ZM46 162H47V160H46ZM46 162H45V163H46ZM48 162H49V161H48ZM83 162H85V161L83 160ZM94 162H95V161H94ZM165 162H166V161H165ZM171 162H169V163L171 164ZM189 162L192 163V161H189ZM195 162H196V161H195ZM201 162H203V161H201ZM214 162L217 163L218 161H217V162L214 161ZM223 162H224V161H223ZM223 162H219V163H220V164H224L225 162H224V163H223ZM5 163H6V162H5ZM32 163H33V162H32ZM59 163H60V162H59ZM61 163H62V162H61ZM66 163H67V162H66ZM68 163H69V161H68ZM173 163H172V164H173ZM176 163H178V162H176ZM191 163H190V164H191ZM209 163L211 164V162H209ZM219 163H218V164H219ZM235 163H238L237 160H236ZM11 164H13V163H11ZM46 164H47V163H46ZM52 164H53V163H52ZM80 164H81V167H82V164H83V167H84V168H85L86 166L89 165V163H87V165H86L85 163H80ZM80 164H79V165H80ZM84 164H85V166H84ZM96 164H97V162H96ZM96 164H95L94 167H92V168L89 167L88 170L91 168V171H92L93 168H95V167L97 166ZM192 164H193V163H192ZM203 164H205V162H203ZM203 164H202V163H198V165H202V166L204 167L205 165H203ZM9 165H10V163H9ZM14 165H15V164H14ZM14 165H13V166H14ZM57 165H58V164H57ZM66 165H67V164H66ZM179 165H181V164L179 163ZM179 165H178V166H179ZM198 165L196 164V166H198ZM211 165H212V164H211ZM229 165H231V164H229ZM232 165H234V164H232ZM10 166H12V165H10ZM17 166H18V165H17ZM42 166H43V165H42ZM44 166H45V165H44ZM47 166H48V164H47ZM47 166H46V167H47ZM58 166H59V165H58ZM61 166H62V165H61ZM61 166H60V167H61ZM68 166H69V164L67 165V167H68ZM77 166H78V163H77ZM176 166H177V165H175V167H176ZM192 166H193V165H192ZM192 166H191V167H192ZM212 166H213V165H212ZM214 166H215V165H214ZM216 166H217V165H216ZM216 166H215V167H216ZM218 166H219V165H218ZM221 166H222V165H221ZM234 166H235V165H234ZM236 166H237V165H236ZM263 166H264V165H263ZM31 167H32V166H31ZM33 167H34V166H33ZM40 167H41V166H40ZM52 167H53V165H52ZM52 167H51V168H52ZM81 167H80V168H81ZM193 167H194V166H193ZM198 167L200 168L201 166H198ZM205 167H206V166H205ZM215 167H212V169L215 168ZM223 167H224V166H223ZM238 167H239V166H238ZM244 167H245V166H244ZM10 168H11V167H10ZM36 168H37V166H36ZM62 168H64V167H62ZM71 168L74 169V166H73V167L71 166L70 169H71ZM76 168H77V167H76ZM99 168H100V167H98V169H97L98 172H101V173H102V172H103V169L101 170V168H100L101 171H99ZM103 168H104V167H103ZM173 168H174V167H173ZM216 168H219V169H220V167H216ZM216 168H215V171H217ZM221 168H222V167H221ZM227 168H228V167H227ZM229 168H230V167H229ZM236 168H237V167H236ZM240 168H241V167H240ZM240 168H238V169H240ZM29 169H30V167H29ZM34 169H35V167L33 168V170H34ZM54 169H55V168H54ZM57 169H61V168L58 167ZM86 169H87V168H86ZM95 169H96V168H95ZM104 169H105V168H104ZM192 169H193V168H192ZM196 169H197V168H196ZM201 169H204V168L201 167ZM219 169H218V170H219ZM245 169L247 170V168H245ZM263 169H264V167H263ZM30 170H31V169H30ZM33 170H32V171H33ZM39 170H40V169H39ZM41 170H42V167H41ZM45 170H46V169H45ZM49 170H50V167H49ZM49 170H48V171H49ZM61 170H62V169H61ZM63 170L65 171V168H64ZM68 170H69V169H68ZM78 170H79V168H78ZM82 170H83V169H82ZM88 170H86V171H88ZM194 170H195V169H194ZM194 170H193V171H194ZM198 170H199V169H198ZM198 170H196V171H198ZM209 170H211V169H209ZM209 170H207V172H208ZM220 170H221V169H220ZM223 170H224V169H222L221 171L223 172ZM230 170H231V169H230ZM230 170H229V172H228V169H227V171H226V170H224V171L228 172L227 174L233 178V177H234V174H236V173L233 172L234 170H232V171H230ZM242 170H243V166H242ZM18 171H19V170H18ZM48 171H47V172H48ZM50 171H51V170H50ZM72 171H74V170H72ZM84 171H85V169H84ZM84 171H83V172H84ZM91 171H90V172H91ZM193 171H192V173H193ZM213 171H214V170H212L211 172H213ZM215 171H214V172H215ZM3 172H4V171H3ZM5 172H6V171H5ZM34 172H35V171H34ZM36 172H37V171H36ZM44 172H45V171H44ZM52 172H54V171L52 170ZM52 172H51V174L53 175ZM56 172H57V171H56ZM56 172H55V174H56ZM58 172H59V171H58ZM68 172H69V171H68ZM75 172H76V169H75ZM75 172H74V174H72V172H71V175H75V177H77L78 174L76 175ZM95 172H96V171H94V173H95ZM199 172H200V171H199ZM201 172H202V171H201ZM209 172H210V171H209ZM238 172H239V171H238ZM241 172H244V171H241ZM245 172H248V171H245ZM38 173H39V172H38ZM40 173H43V172H40ZM66 173H67V171H66ZM69 173H70V172H69ZM77 173H78V171H77ZM101 173H100L99 177H100L101 175L103 176V174H101ZM189 173H190V172H189ZM4 174H5V173H4ZM9 174H10V173H9ZM9 174H8V175H9ZM14 174H15V173H14ZM29 174H30V173H29ZM32 174H33V172L31 173V175H32ZM43 174H44V173H43ZM48 174H49V173H48ZM58 174H59V173H58ZM81 174L83 175V173H81ZM84 174H85V173H84ZM95 174H97V172H96ZM193 174H194V173H193ZM200 174H201V173H199L197 176H200L199 178H201L202 180L205 179V176L203 175L204 177H201L202 175H200ZM207 174H209V173H207ZM210 174H212V173H210ZM216 174H218V173H216ZM219 174H220V173H219ZM227 174H226V175H227ZM39 175L41 176V174H39ZM56 175H57V174H56ZM56 175H55V176H56ZM62 175H63V172H62ZM62 175H61V173H60V178H61ZM71 175H70V176H71ZM97 175H98V174H97ZM194 175H195V174H194ZM213 175H215V174H213ZM213 175H212V176H213ZM226 175H223V174L221 173V177H222V176H226ZM239 175H241V174H239ZM247 175H248V174L246 173L245 176H247ZM262 175L264 176L263 172H262ZM67 176H68V175H67ZM70 176H69L68 178H70ZM192 176H193V175H191V177H192ZM208 176H209V175H208ZM219 176H220V175H219ZM229 176H228V177H229ZM235 176H237V174H236ZM245 176H244V177H245ZM5 177H6V175H5ZM9 177H10V176H9ZM12 177H13V176H12ZM12 177H11V178H12ZM15 177H16V176H15ZM19 177H17V178H19ZM49 177H50V175H49ZM51 177H52V176H51ZM51 177H50V179H51ZM75 177H71L70 179L75 178ZM213 177L215 178V176H213ZM226 177H227V176H226ZM226 177H225V178H226ZM237 177H238V176H237ZM258 177H259V176H258ZM24 178H25V177H24ZM24 178H21V179H24ZM30 178H31V176H30ZM34 178H35V177H34ZM38 178H39V177H38ZM54 178H55V177H54ZM60 178H59V179H60ZM194 178H195V176H194ZM196 178H197V180H199L198 177H196ZM214 178H212V180H213ZM223 178H224V177H223ZM223 178H222V179H223ZM240 178H241V177H240ZM248 178H249V175H248V177L245 178V179H247V180L250 181L252 177L250 176V178H249V179H248ZM255 178H256V177H255ZM263 178H264V177H263ZM263 178H262V180H263ZM1 179H2V177H1ZM12 179H13V178H12ZM15 179H16V178H15ZM15 179H14V180H15ZM21 179H20V180H21ZM48 179H49V178H48ZM55 179H56V178H55ZM55 179H53V180H55ZM99 179H100V178H99ZM206 179H208V177H207ZM235 179H236V178H235ZM235 179H234V183L231 185V186H233V185L235 184V192H234V195H233V196H236L235 194H238V195L240 194L239 196L241 197V196H243V193H242V192H244V191H242V186H239L238 183H237L238 178L236 179V181H235ZM245 179H244V180H245ZM256 179H258V178H256ZM259 179H260V178H259ZM259 179H258V180H259ZM6 180H7V178H6ZM8 180H9V179H8ZM20 180H18V182H20ZM34 180H35V179H34ZM65 180H66V179H64V183H65ZM74 180H75V179H74ZM101 180H102V179H101ZM210 180H211V179H210ZM210 180L208 179V181H210ZM216 180H217V179H215V182H217ZM218 180H221L220 177H219ZM244 180H243V182H244ZM253 180H254V179H253ZM253 180H251V181L249 182L250 186L247 187L249 190H251V192L255 191V190H253L254 187L252 186V184H253L256 180H255V181H253ZM15 181H16V180H15ZM21 181H22V180H21ZM30 181H33V180L30 179ZM58 181H59V180H58ZM60 181H61V179H60ZM69 181H70V180H69ZM72 181H73V179H72ZM72 181H71V182H72ZM75 181L78 182V177H77V180H75ZM194 181H196V180L194 179ZM222 181H223V180H222ZM226 181H227V180H226ZM229 181H230V180H229ZM0 182H1V181H0ZM6 182H7V181H6ZM18 182H16V183H18ZM33 182H34V181H33ZM33 182H31V183H33ZM48 182H49V181H48ZM50 182H51V181H50ZM55 182H56V181H55ZM62 182H63V181H62ZM62 182H60L61 185H64V183L62 184ZM77 182H76V184H77ZM204 182H205V181H204ZM215 182H212V183H215ZM238 182H239V181H238ZM243 182H241V183L243 184ZM262 182H263V184H264V181H262ZM2 183H4V182H2ZM2 183H0V184H2ZM21 183H22V182H21ZM24 183H25V180H24ZM58 183H59V182H58ZM58 183H57V185H58ZM60 183H59V186H60ZM196 183H197V182H196ZM196 183H195V184H196ZM201 183H202V182H201ZM212 183H211V184H212ZM236 183H237V184H236ZM255 183H258V182H255ZM18 184H19V183H18ZM33 184H34V183H33ZM43 184L45 185L46 183H43ZM49 184H51V183H49ZM55 184H56V183H54V185H55ZM202 184H204V185L206 186V185L209 184V183H207V181H206V183H202ZM211 184H210V185H211ZM226 184H227V182H226ZM229 184H230V182H229ZM242 184H241V185H242ZM245 184L247 185L248 183H246V181H245ZM24 185H25V184H24ZM30 185H32V184H30ZM30 185H29V188H30ZM51 185H52V184H51ZM57 185H55L56 188L58 187ZM67 185H69V184H67ZM74 185H75V183H74ZM77 185H78V184H77ZM77 185H76V186H77ZM212 185H214V184H212ZM212 185H211V187L209 186V189H206V190H208V191L211 190V189L213 190V188H212L213 186H212ZM255 185H257V184H255ZM2 186H3V185H2ZM19 186H20V185H19ZM21 186H22V184H21ZM49 186H50V185H49ZM55 186H53V188H54ZM76 186H75V188H76ZM195 186H196V185H195ZM195 186H194V190L192 189L193 191H195V188H197V187H195ZM243 186H244V184H243ZM262 186H264V185H262ZM12 187L15 188L14 190H18V188L16 189V187H18V186H16V187H15V186H12ZM12 187H11V189H12ZM26 187H28V184H27V183H26ZM43 187H44V186H43ZM60 187H61V186H60ZM202 187H203V185H202ZM206 187H207V186H206ZM225 187H226V186H225ZM3 188L5 189V187H3ZM21 188H22V187H21ZM21 188H19V190H20ZM62 188H64V187H61L60 190H62ZM65 188H66V187H65ZM68 188H69V187H68ZM70 188H71V187H70ZM203 188H204V187H203ZM247 188H246V189H247ZM0 189H2V188L0 187ZM31 189H33V188H31ZM48 189L50 190V188H48ZM51 189H52V188H51ZM216 189H217V187H216ZM226 189H227V188H225V190H226ZM232 189H233V188H232ZM232 189H231V190H232ZM248 189H247V190H248ZM254 189H255V188H254ZM257 189H258V188H257ZM9 190H10V189H9ZM24 190H25V188H24ZM27 190L30 191V189H27ZM33 190H34V189H33ZM57 190H58V189H56V191H57ZM68 190H69V189H68ZM72 190H73V188H72ZM75 190H76V189H75ZM90 190H91V189H90ZM93 190H94V189H93ZM95 190H97V189H95ZM98 190H99V189H98ZM164 190H165V189H164ZM212 190H211V192H212ZM231 190H230V191H231ZM233 190H234V189H233ZM233 190H232V191H233ZM243 190H245V189L243 188ZM261 190H262V188H261ZM1 191H3V190H1ZM4 191H5V190H4ZM31 191H32V190H31ZM31 191H30V195H31ZM53 191H54V190H53ZM198 191H199V190H198ZM203 191H204V190H203ZM215 191H216V190H215ZM5 192H6V191H5ZM8 192H9V191H8ZM10 192H12V191H10ZM10 192H9V193H10ZM20 192H21V191H20ZM27 192H28V191H27ZM27 192H26V193H27ZM50 192H51V191H50ZM58 192H60V191L58 190ZM63 192H64V191H63ZM63 192H61V193H63ZM69 192H72V193H73L74 191H71V190H70ZM97 192H98V191H97ZM99 192H100V191H99ZM167 192H170V191H167ZM196 192H197V191H196ZM196 192H195V193H196ZM199 192L202 193L201 190H200ZM199 192H198V194H196V195H199ZM206 192H207V191H206ZM206 192H204V194H205ZM219 192H221V191H219ZM248 192H249V191H248ZM263 192H264V191H263ZM42 193H43V192H42ZM54 193H55V192H54ZM65 193H66V192H65ZM72 193H71V194H72ZM75 193H76V192H75ZM75 193H74V195H75ZM101 193H102V192H101ZM192 193H194V192H192ZM212 193H213V192H212ZM212 193H211V194H212ZM225 193H227V190H226ZM241 193H242V194H241ZM246 193H247V192H246ZM253 193H254V192H253ZM258 193H259V191L257 192V194H258ZM261 193H262V191H261ZM261 193H260V194H261ZM6 194H7V192H6ZM6 194H5L4 192L0 193V200H2V199L4 200L5 198H7ZM24 194H25V193H24ZM35 194H36V193H35ZM56 194H57V193H56ZM56 194H54V195H56ZM59 194H60V193H59ZM63 194H64V193H63ZM99 194H100V193H99ZM204 194L202 193V194H200V195H204ZM207 194H210V192L207 193ZM254 194H255V193H254ZM260 194H259V195H260ZM18 195H19V194H18ZM21 195H22V194H21ZM49 195H50V194H49ZM49 195H48V196H49ZM68 195H70V193H69ZM72 195H73V194H72ZM72 195H71V196H72ZM255 195H256V194H255ZM22 196H23V195H22ZM22 196L19 195L18 197H22ZM25 196H26V195H25ZM25 196H24V197H25ZM46 196H47V195H46ZM46 196H44V197H46ZM63 196H64V195H63ZM98 196H100V195H98ZM101 196H102V194H101ZM211 196H212V195H211ZM260 196H261V195H260ZM27 197H29V196H27ZM44 197H42V198H44ZM56 197H57V196H56ZM69 197H70V196H69ZM73 197H75V196H73ZM77 197H78V196H77ZM196 197H198V196H196ZM228 197H231V196H228ZM253 197H254V196H253ZM253 197H252V198H253ZM256 197H258V198H256V199H261V198H260L259 196H257V195H256ZM8 198H10L9 195H8ZM25 198H26V197H25ZM35 198H37V197H35ZM35 198H34L33 200H36ZM42 198H41V199H42ZM50 198H51V197H50ZM75 198H76V197H75ZM75 198H74V199H75ZM78 198H79V197H78ZM212 198H213V197H212ZM234 198H236V197H234ZM17 199H18V198L16 197V199H15L14 202H16ZM31 199H32V198H31ZM41 199H39V200L41 201ZM76 199H77V198H76ZM76 199H75V200H76ZM241 199H242V197H241ZM253 199H254V198H253ZM256 199H255V200H256ZM9 200H10V199H8V200H6V201H9ZM51 200H52V199H51ZM79 200H80V199H78L77 201H79ZM100 200H101V199H100ZM228 200H229V201H228ZM237 200H238V199H237ZM255 200H254V201H255ZM261 200H262V199H261ZM261 200H259L260 204H261V202H262ZM6 201H5V202H6ZM40 201H39V202H40ZM225 201H226V202L228 201L227 203L231 204L230 201L232 202L233 199H232V200H231V199H226ZM234 201H235V200H234ZM234 201H233V203L235 204L237 201H235V202H234ZM240 201H241V200H240ZM242 201H243V200H242ZM11 202H12V201H11ZM14 202H13V203H14ZM23 202H24V201H23V199H22V203H23ZM37 202H38V201H37ZM39 202H38V203H39ZM42 202H43V201H42ZM263 202H264V201H263ZM0 203H3V201L0 202ZM8 203L10 204V202H8ZM19 203H20V202H19ZM24 203H25V202H24ZM24 203H23V204H24ZM35 203H36V202H35ZM43 203H44V202H43ZM46 203H47V202H46ZM46 203H44V204H46ZM79 203L81 204V201H79ZM96 203H98V202H96ZM233 203H232V204H233ZM243 203H247V204H248L249 202H243ZM252 203H253V201H252ZM254 203H255V202H254ZM257 203H258V200H257ZM4 204H7V203H4ZM60 204H61V202H60ZM91 204H92V203H91ZM91 204H88L87 206H89V205H91ZM102 204H103V203H102ZM234 204H233V205H234ZM2 205H3V204H2ZM19 205H20V204H19ZM19 205H18L16 208L20 207ZM30 205H31V204H30ZM30 205L28 204L27 207H29ZM32 205H33V204H32ZM32 205H31V206H32ZM37 205H38V204H37ZM47 205H48V204H47ZM47 205H46V206H47ZM55 205H56V204H55ZM99 205H101V203H100ZM245 205H246V204H244V206H245ZM249 205H250V203L248 204L247 208L249 207ZM254 205H255V204H254ZM5 206H6V205H4V207H5ZM10 206H11V204H10ZM10 206H9V208H11L10 210L13 212L14 209H12V207H10ZM14 206H15V204H13V207H14ZM25 206H26V205H25ZM25 206H24V208H25ZM39 206H40V205H39ZM49 206H50V203H49V205H48L47 207H49ZM58 206H59V205H58ZM81 206H82V205H81ZM85 206H86V205H85ZM87 206H86V208H88ZM91 206H92V205H91ZM102 206H103V205H102ZM252 206H253V205H252ZM6 207H7V206H6ZM21 207H22V206H21ZM21 207H20V208H21ZM89 207H90V206H89ZM7 208H8V207H7ZM9 208L6 209V210L9 211ZM14 208H15V207H14ZM16 208H15V209H16ZM24 208H23V209H24ZM41 208H42V207H41ZM41 208L39 207V210H41ZM43 208H44V206H43ZM45 208H46V207H45ZM51 208H52V207H51ZM51 208H50V209H51ZM100 208H101V207H100ZM245 208H246V207H245ZM247 208H246V210H247ZM23 209H22V211H23ZM26 209H28V208H26ZM29 209H30V208H29ZM57 209H58V207H57ZM83 209H84V208H83ZM88 209H90V208H88ZM94 209H95V206H94V208L92 209V211L97 212L96 209H95V210H94ZM241 209L243 210V208H241ZM1 210H2V209H1ZM18 210H19V209H17V211H18ZM24 210H25V209H24ZM39 210H38V212H39ZM51 210H53V209H51ZM51 210H49V211H51ZM79 210H80V209H79ZM2 211H3V210H2ZM11 211H10V212H11ZM22 211H21V212H22ZM30 211H31V210H30ZM30 211H28V213H30ZM45 211H46V209H45ZM69 211H70L69 213H72L71 210H69ZM76 211H77V209H76ZM82 211H83V210H82ZM88 211H89V210H88ZM240 211H241V210H240ZM0 212H1V211H0ZM4 212H5V211H4ZM12 212H11V213H12ZM14 212H16V211H14ZM14 212H13V213H14ZM21 212H20V213H21ZM24 212H25V211H24ZM26 212H27V211H26ZM26 212H25V213H26ZM38 212H36V213H38ZM40 212H41V211H40ZM43 212H44V211H43ZM53 212H54V211H53ZM74 212H75V211H74ZM90 212H91V211H90ZM247 212H248V210H247ZM6 213H8V212H6ZM6 213H4V214H6ZM13 213H12V214H13ZM28 213H26V214H28ZM32 213H33V212H32ZM55 213H56V212H55ZM69 213H68V214H69ZM75 213H76V212H75ZM239 213H241V212H239ZM4 214H2V215H4ZM23 214H24V213H23ZM23 214H22V215L20 214V216H22V217H20V218H22V219H23V216H26V214H25V215H23ZM76 214H77V213H76ZM76 214H75V215H76ZM78 214H80V212H79ZM237 214H238V212H237ZM237 214H236V215H237ZM9 215H10V214H9ZM17 215H18V214H17ZM38 215H39V214H38ZM38 215H37V216H38ZM48 215H49V214H48ZM100 215H101V213H100ZM0 216H1V215H0ZM10 216H12V215H10ZM10 216H9V217H10ZM18 216H19V215H18ZM27 216H29V215H27ZM50 216H51V214H50ZM50 216H48V217H50ZM69 216H70V214H69ZM97 216H98V218H99V215H97ZM105 216H106V215H105ZM239 216H240V214H239ZM239 216L237 215L238 218H239ZM6 217H7V215H6ZM6 217H2V218H6ZM15 217H16V216H15ZM30 217H32L33 220H34V216H31V215H30ZM39 217H40V216H39ZM70 217H71V216H70ZM78 217H79V216H78ZM95 217H96V214H95ZM228 217H229V216H228ZM231 217H232V216H231ZM231 217H230V218H231ZM237 217L235 216L236 219H238ZM241 217H242V216H241ZM0 218H1V217H0ZM12 218H14V217H12ZM37 218H38V217H37ZM46 218H47V217H46ZM80 218H81V215H80ZM96 218H97V217H96ZM235 218H234V219H235ZM253 218H255V217H253ZM10 219H11V218H10ZM25 219H26V217H25ZM29 219H30V218H29ZM41 219H42V218H41ZM51 219H52V218H51ZM51 219H50V220H51ZM75 219L78 220L79 218H75ZM101 219H102V218H101ZM1 220H2V219H1ZM1 220H0V236L2 237V234L4 233L3 231L5 230L6 226H4L5 228H4V230H3V229H2V226H3L4 224L2 225V223H3L4 221L2 222ZM6 220H8V221H6L8 224H11L10 221H12V220H9V218L6 219ZM17 220H18V219H17ZM19 220H21V219H19ZM26 220H28V219H26ZM33 220H32V221H33ZM38 220H39V218L37 219V221H38ZM44 220H45V219H44ZM48 220H49V219H48ZM73 220H74V219H73ZM76 220H75V221H76ZM82 220H84V219H82ZM87 220H88V219H87ZM99 220H100V219H99ZM99 220H98V223L103 225V223H102V222L100 223ZM109 220H110V219H109ZM15 221H16V219H15ZM15 221H14V222H15ZM23 221H24V220H23ZM23 221H22L21 223H23ZM35 221H36V219H35ZM35 221H34V222H35ZM53 221H54V220H53ZM80 221H81V220H80ZM80 221H79V222H80ZM91 221H93V220H91ZM101 221H102V220H101ZM103 221H104V220H103ZM18 222H19V221H18ZM65 222H66V221H65ZM76 222H77V221H76ZM79 222L77 223V225L80 224ZM84 222H85V221H84ZM95 222H96V221H93V223H95ZM105 222H106V221H105ZM108 222H109V221H108ZM4 223H5V222H4ZM16 223H17V222H16ZM24 223H25V221H24ZM27 223H28V222H27ZM36 223H37V222H36ZM44 223H45V222H44ZM46 223H47V222H46ZM70 223H71V221H70ZM89 223H90V222L88 221V225H89ZM31 224L33 225V223H31ZM39 224H40V223H39ZM50 224H51V223H50ZM64 224H66V223H64ZM68 224H69V223H68ZM82 224H83V221H82ZM86 224H87V223H86ZM104 224H105V223H104ZM16 225H17V224H16ZM20 225H21V224H20ZM28 225H30V222H29ZM28 225H27V226H28ZM32 225H30V226H32ZM34 225L36 226V224H34ZM72 225H73V224H72ZM77 225H76V226H77ZM102 225H101V229H103V228H102ZM105 225H106V224H105ZM109 225H110V224H109ZM109 225H108V226H109ZM45 226H46V225H45ZM48 226H51V225L48 224ZM67 226H68V225H67ZM69 226H70V227H68V228L71 229V224H70ZM95 226H96V223H95ZM98 226H100V225H98ZM8 227H9V226H8ZM23 227H24V226H23ZM23 227H21V228H23ZM32 227L35 229L34 226H32ZM62 227H63V225H62ZM62 227H61V228H62ZM64 227H66V226H64ZM80 227H81V226H80ZM82 227H85V224H83ZM103 227H104V225H103ZM106 227H107V226H106ZM106 227H105V228H106ZM12 228H13V225H12ZM15 228H16V226H15ZM30 228H31V227H30ZM30 228L27 229V230L29 231ZM39 228H40V227H39ZM41 228H42V227H41ZM43 228H44V227H43ZM43 228H42V229H43ZM61 228H60V229H61ZM66 228H67V227H66ZM88 228H89V226H88ZM105 228H104L103 230H105ZM108 228H109V227H108ZM31 229H32V228H31ZM45 229H47V228H45ZM70 229H69V230H70ZM76 229H77V227H76ZM89 229H92L91 226H90ZM11 230H12V229H11ZM17 230H19V229H17ZM17 230H16V231H17ZM23 230H24V228H23ZM38 230H39V229H38ZM38 230H37V228H36V230H34V231L36 232V231H38ZM47 230H48V229H47ZM49 230H51V229H49ZM67 230H68V229H67ZM67 230H65V231H67ZM69 230H68V231H69ZM78 230H80L79 227H78ZM81 230H82V229H81ZM84 230H85V228H84ZM84 230H83L82 232H84ZM110 230H111V229H110ZM110 230H109V231H110ZM6 231H7V228H6ZM8 231H9V230H8ZM19 231H20V230H19ZM21 231H22V229H21ZM31 231H32V230H31ZM41 231L43 232V230H41ZM75 231H76V230H75ZM87 231H88V230H87ZM89 231H90V230H89ZM89 231H88V232H89ZM9 232L11 233V231H9ZM9 232H8V235H9ZM22 232H24V231H22ZM38 232H39V231H38ZM80 232H81V231H80ZM88 232H87V234H85V236H87L88 239H89L90 236H89ZM91 232H93V231H91ZM97 232H100V230H99V231L97 230ZM153 232H154V231H153ZM19 233H21V232L14 233V234H13V237L11 238V239L14 241V243H15V242H20V243H21L22 239H25V238H23V234H24V233H22V234H19ZM26 233H27V232H26V230H25V234H26ZM28 233H29V232H28ZM28 233H27V234H28ZM32 233H33V232H32ZM43 233H45V232H43ZM46 233H47V232H46ZM85 233H86V232H85ZM103 233H104V232H103ZM155 233H156V232H155ZM25 234H24V236H25ZM38 234H39V233H38ZM38 234L36 233L35 235H38ZM80 234H81V233H80ZM83 234H84V233H83ZM93 234H94V233H93ZM106 234H107V231H106ZM111 234H112V232H111ZM4 235H5V234H4ZM8 235H7V236H8ZM46 235H47V234H46ZM107 235H108V234H107ZM27 236H30V237H31V235H29V234H28ZM83 236H84V235H83ZM83 236H82V237H83ZM85 236H84V237H85ZM120 236H121V235H120ZM163 236H164V235H163ZM163 236H162V239H163ZM4 237H5V236H4ZM4 237H2V239H3ZM25 237H26V236H25ZM37 237H39V236H37ZM74 237H75V236H74ZM74 237H73V239H74ZM82 237H81V238H82ZM91 237H92V236H91ZM135 237H137V236H135ZM7 238H8V237H7ZM7 238H6L5 240H7ZM32 238H35V236H33ZM46 238H47V237H46ZM97 238H98V237H97ZM101 238H102V237H101ZM128 238H129V237H128ZM214 238H215V237H214ZM26 239H28V237H27ZM37 239H38V238H37ZM37 239H36V241H37ZM39 239H40V237H39ZM47 239H48V238H47ZM47 239H45V240L47 241ZM69 239H70V238H69ZM73 239L71 240V242H72L73 244H75L76 241H75V243H74V242H73V241H74ZM175 239H176V238H175ZM175 239H174V240H175ZM0 240H1V239H0ZM42 240H43V239H42ZM45 240H44V241H45ZM77 240H78V239H77ZM85 240H86V239H84L83 242H84ZM96 240H98V239H96V238L93 237V240H91V242L98 243V242H96ZM102 240H103V239H102ZM104 240H105V239H104ZM112 240H113V239H112ZM120 240H121V239H120ZM125 240H127V239H125ZM174 240H173V241H174ZM176 240H177V239H176ZM1 241H2V240H1ZM10 241H11V240H10ZM29 241H31V240H28V242H29ZM81 241H82V240H81ZM135 241H136V239H135L134 241L131 240V242H130V240H129V242H128V244L130 245L129 247H131V245H133V244L135 243ZM7 242H8V240H7ZM31 242H32V241H31ZM31 242H30V243H31ZM71 242H70V243H71ZM83 242H82V243H83ZM174 242H175V241H174ZM178 242H180V240H179V241L177 240V242H176L177 245H178ZM9 243H10V242H9ZM22 243L24 244V242H22ZM36 243H37V242H36ZM70 243H68V244H70ZM78 243H79V242H78ZM112 243H113V242H112ZM136 243H137V242H136ZM5 244H6V243H5ZM7 244H8V243H7ZM17 244H18V243H17ZM38 244H39V243H38ZM38 244H34V246H35V245H38ZM41 244H42V243H41ZM90 244H91V243H90ZM90 244H89V245H90ZM101 244H102V243H100V245L98 244V245H99V249L102 247V250H103V247H104V246H102ZM104 244H106V242H105ZM125 244H126V243H125ZM179 244H180V243H179ZM2 245H3V243H2ZM14 245H16V244H14ZM14 245H13V246H14ZM24 245L26 246V244H24ZM32 245H33V244H32ZM92 245H93V244H92ZM94 245H95V244H94ZM181 245H184V244L181 243ZM181 245H179V246H181ZM10 246H11V245H10ZM10 246H8V248H10ZM34 246H32V248H33ZM38 246H39V245H38ZM48 246H49V244L47 245V248H49V247L52 246V245L50 244V246H49V247H48ZM76 246H77V245H76ZM78 246H79V244H78ZM78 246H77V247H78ZM83 246H84V245H83ZM90 246H91V245H90ZM100 246H101V247H100ZM117 246H118V245H117ZM119 246H120V245H119ZM123 246H124V245H123ZM0 247H2V246H0ZM4 247H5V246L3 245V248H4ZM18 247H19V246H18ZM21 247H22V244H21ZM35 247H36V246H35ZM52 247H53V246H52ZM52 247H51V249H53ZM124 247H126V246H124ZM8 248H7V249H8ZM28 248H29V247H28ZM28 248H27V249H28ZM30 248H31V245H30ZM30 248H29V249H30ZM37 248H38V247H37ZM78 248H81V247H78ZM89 248H90V247H89ZM94 248H97V247L95 246ZM105 248H106V246H105ZM185 248H186V247H185ZM185 248H184V249H185ZM7 249H5L6 252H7ZM22 249H23V248L20 249V253H18V252L16 253V251L13 252L12 249H10L11 252H9V254H7L6 257L4 256V258H6L7 260H5V261L3 260L4 262H2V263H0V264H7L8 260H10V259H12V261L14 260V261H15L16 263H18V264H24V263H25V264H28V263L26 262V259H25L28 255H27V256H26V255H23V252H21ZM27 249H26V250H27ZM29 249H28V250H29ZM33 249H34V253H33V255H36V254H35V248H33ZM33 249H32V250H33ZM49 249H50V248H49ZM90 249L93 250V247H91ZM106 249H107V248H106ZM120 249H121V248H120ZM124 249L126 250V248H124ZM194 249H195V248H194ZM3 250H4V249H3ZM10 250H9V251H10ZM24 250H25V249H24ZM28 250H27V251H28ZM32 250H31V251H32ZM36 250H37V249H36ZM39 250H41V248H40ZM39 250H37V252H38ZM74 250H75V249H74ZM76 250H78V249L76 248ZM79 250H80V249H79ZM94 250H95V249H94ZM94 250H93V251H94ZM102 250L100 249V251H102ZM122 250H123V249H122ZM125 250H124V251H125ZM160 250H161V249H160ZM185 250H186V249H185ZM0 251H2V248H0ZM17 251H18V250H17ZM44 251H45V250H44V248H43V252H44ZM51 251H52V250H51ZM54 251H55V250H53V252H54ZM124 251H123V252H124ZM24 252H25V251H24ZM46 252H47V251H46ZM49 252H50V251H49ZM66 252H67V251H65V254H61V255H64V256H65V255H66ZM68 252H69V251H68ZM141 252H142V251H141ZM141 252H140V254L142 255ZM2 253H3V252H2ZM54 253H55V252H54ZM77 253H78V252H77ZM80 253H82V252H80ZM80 253H78V254H80ZM94 253H95V251H94ZM94 253H92V254L94 255ZM157 253H158V252H156V254H157ZM25 254H27V252H25ZM28 254H30V253H28ZM39 254H40V252H39ZM44 254H45V253H44ZM55 254H56V253H55ZM57 254H59L58 256H60V253H57ZM57 254H56V255H57ZM96 254H97V255H96L97 258L99 259V258H100V254H98V253H96ZM140 254H139V255H140ZM191 254H192L193 256L196 255V254L194 255V253H191ZM202 254H203V253H202ZM1 255H2V257H3V254H1ZM4 255H5V254H4ZM30 255H31V254H30ZM30 255H29V256H30ZM47 255H48V254H47ZM75 255H76V254H75ZM80 255H81V254H80ZM80 255H77V257L80 256ZM98 255H99V257H98ZM141 255H140V256H141ZM163 255H164V254H163ZM24 256H26V257H24ZM31 256H32V255H31ZM31 256H30V257H31ZM41 256H42V253H41ZM45 256H46V255H45ZM81 256H82V255H81ZM91 256H92V255H91ZM101 256H102V255H101ZM196 256H197V255H196ZM198 256H199V254H198ZM200 256H201V255H200ZM202 256H204V255H202ZM205 256H206V255H205ZM205 256L203 257L204 259H205ZM2 257H1V258H2ZM37 257H38V256H36V258H37ZM48 257H49V256H48ZM48 257H44V258L47 259ZM52 257H53V256H52ZM52 257H51V258H52ZM56 257H57V256H56ZM60 257H61V256H60ZM89 257H90V256H89ZM92 257H93V259H96L95 255L92 256ZM141 257H143V255H142ZM141 257H138V258L140 259ZM145 257H146V259L148 258L147 255H146ZM145 257H144V259H145ZM38 258H39V257H38ZM54 258H55V257H54ZM54 258H53V259H54ZM78 258H80V257H78ZM190 258H191V256H190ZM194 258H195V257H194ZM194 258H193V259H194ZM33 259H34V258H33ZM33 259H32V260H33ZM40 259H41V258H40ZM46 259H45V260H46ZM48 259H49V258H48ZM53 259H51V260H53ZM58 259H59V258H58ZM58 259H56V260L58 261ZM76 259H77V258H76ZM100 259H101V258H100ZM186 259H187L186 261H189L188 258H186ZM30 260H31V259H28V261H30ZM49 260H50V259H49ZM51 260H50V261H51ZM78 260H79V259H78ZM80 260H81V259H80ZM87 260H88V259H87ZM154 260H155V259H154ZM191 260H192V259H191ZM195 260L203 261L202 257H198V258L195 259ZM12 261H11V262H12ZM39 261L42 262L41 260H39ZM53 261H54V260H53ZM57 261H56V262H57ZM62 261H64V259H62ZM88 261H90V258H89ZM99 261H102V260H99ZM130 261H131V260H130ZM11 262H10V263H11ZM30 262H31V261H30ZM32 262L34 263L35 261L33 260ZM36 262H37V261H36ZM36 262H35V263H36ZM48 262H49V261H48ZM48 262H47V263H48ZM51 262H52V261H51ZM51 262L48 263V264H51ZM56 262H55V264H58V263H56ZM77 262H78V261H77ZM154 262H156V260H155ZM179 262H180V261H179ZM182 262H183V261H182ZM198 262H199V261H198ZM72 263H74L73 260H72ZM95 263H96V262H95ZM95 263H94V264H95ZM126 263H127V262H126ZM126 263H125V264H126ZM185 263H186V262H185ZM191 263H192V262H191ZM199 263H200V262H199ZM205 263H206V262H205ZM205 263H204V261H203V264H205ZM8 264H9V263H8ZM41 264H42V263H41ZM79 264H81V261H79ZM100 264H102V263H100ZM123 264H124V263H123ZM128 264H129V263H128ZM182 264H184V262H183Z\"/></svg>","mask_w":264,"mask_h":264}]
</instances>
